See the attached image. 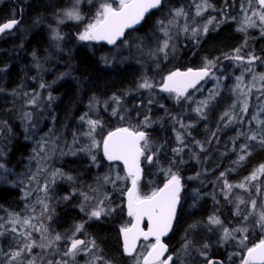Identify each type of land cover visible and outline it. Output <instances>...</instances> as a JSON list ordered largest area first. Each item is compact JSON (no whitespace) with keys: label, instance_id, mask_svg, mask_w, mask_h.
I'll list each match as a JSON object with an SVG mask.
<instances>
[{"label":"rangeland","instance_id":"374dc122","mask_svg":"<svg viewBox=\"0 0 264 264\" xmlns=\"http://www.w3.org/2000/svg\"><path fill=\"white\" fill-rule=\"evenodd\" d=\"M2 1L3 0H0V3ZM19 1L27 4L30 0H28V1L26 0V2H25V0H19ZM254 1L255 0H251V5L254 3L251 6L249 4V0H246L242 4V7H241V9H243L245 11L242 10V12H241L242 14L240 13V14H237L235 16L222 15L221 14L223 11L222 8L220 6L214 4L212 2V0L208 1L212 5V7L208 8V10L206 9L205 11H203V13H202L203 16L202 15L197 16L196 15L197 5L201 4L202 0H199V1H197V0H186L184 3H187L186 4L187 6L188 5L191 6V12H189V16H188L186 11L184 10L185 4L183 5L180 3V5H178L176 9H173L169 14H167L166 18L164 20H162V22L165 25H168V22L170 20L172 21V24L169 26L168 30L170 33L169 34L171 37L170 41H171V45H173V48L170 45L166 49L167 56H168L167 58H165L164 53L163 54L159 53L160 56H158L159 55L158 52L157 53L155 52V49H157L159 47V45L163 42L164 38L166 39V37L164 36V33L161 30L160 24L158 23V22H161L159 20L156 21L155 26L153 27L151 32L149 31L150 26L147 27V31L149 32L150 36H146V38L145 37L144 38H137L135 40L130 35L129 36L127 35V36H125V41L122 40L119 44H116V45L111 46V47L110 46L102 47L101 49H100L101 44L95 43L94 41H89V43H88V41H82L81 42L82 44L81 43L80 44L81 45H83V43L86 44L84 46H86L89 49V51L90 50L92 52L99 51V53L103 52V53H101V55L99 57L101 58L102 61H104V63L106 62L105 65H103L101 62V64L103 66L107 65L106 70L111 69L110 64L112 61L116 62L120 58L118 62L121 64L129 61L128 65L130 67H138L139 66L138 68H141V70H140L141 76H139L140 78L138 79L136 88L133 90L135 92L131 91V94H127L124 96L120 95V93H114L116 96L120 95L119 96L121 98L120 105H117L111 99V97H113L114 94H111V96H108V97H100V96H96L94 94H90V95L86 96L84 98V102H83L84 109L82 110L81 113L77 112L78 115L76 114L75 116H78V117H77V119L74 120V122H72L73 125L75 126V128H71V130L74 131V135H73V133L72 134L71 133L66 134L64 131H61L63 128H61L60 131H55V129H54L55 122H56L55 115H53L54 113L52 112L54 101H53V99L50 100L49 96L54 98L52 90L54 89L55 84L58 85L61 83V78L55 79L56 81L50 80L48 82L40 79V80H38V83L37 82L34 83V81L32 82L31 80H23V82L20 83L15 89L9 90L6 92H4V90L1 88V85H0V93H1L0 94V165H3V167L0 168V186H8V187L16 188L19 190V197L15 200H14V198L10 199L11 200L10 205L12 207H15V208H12L11 210L7 209L6 211H4L5 209L0 208V225H2V228L0 227V256H2V257H0V264H29L30 261H32V262L36 261L35 262L36 264H38V263L39 264H48V262L50 260L53 262L58 261V260H68L69 264H77V262H78V264H91L93 262H95L94 264H106V262H107V264H122L117 259L118 249L116 250V253L114 250V256H113L112 255L113 249H110L108 246L106 248L101 247V246L99 247V245L97 246L96 241H95V244H96L95 248H92L91 251L88 253L81 251L80 253H78L75 256V258H70V257L64 256V255L61 256V255H59V250L61 247L64 250V252L66 251L65 248H66L67 244L69 243L68 237H72V234L74 232L73 229H75L77 224L83 223V225H84L83 230L84 231L82 230L81 232L76 233L75 236H79V235L84 234V233H89L87 225L91 222L100 221L97 224H95V227L99 226L100 223H103L106 225H111L112 227H115L114 217L120 215L119 220H118V224H116L118 231L122 225H125L129 222V220L126 219L125 210L121 208V203H122L121 198L123 197V192L128 187L130 180H128V179L116 180L115 185H113L111 183H108V184L104 183L103 178L106 175H109L110 177L112 176L111 178L115 179L117 175H119L121 177H125L126 174L119 169V166L117 164L109 163L104 159V157L102 155V142L105 138V135L109 131V129H108L109 125H114V128H118V127L127 128L128 126H131L134 130H140L139 128H141L142 125H145V123H144L145 119L144 118L147 117V119H148V125L147 126H150L151 125V119H152V115H151L152 112H149V109L146 110L147 109L146 105L149 104L151 107L158 108L159 103L155 99H157L158 95H161V94L167 95L169 97V99L172 101L169 103V105L172 104V106H173V110H171L172 111L171 115H173L174 112L175 113L177 112L179 115H181L180 117H179V115L174 116V117H178L179 121L181 120L180 122H182L185 125V127L181 128L180 123H174V129L172 130V125L167 123L164 126V128H168L170 130V134H171L170 141H168L165 144L163 137L159 138V140H158L159 143H156L154 141H152V142L149 141L150 151H148L146 154L150 155V154H152L151 150H155V153H156L154 156L155 162L149 163L147 160L144 159V164H146V166L149 165L148 167L153 166L156 168L158 166L156 168L157 170H159V168H163L164 169V175H166L168 173L169 169H171L173 172H176L178 164L182 165L184 167L181 169L187 170L186 165H190L191 166L190 168L192 169V165L187 164V163H188V161H190V162L193 161L191 163H193L194 166L196 167V170H195L196 174H195V172H188L187 177H185L184 179L181 178L182 189H185V188L186 189L194 188L195 190L197 189L196 192H189L188 194L186 193L187 197L189 198V203L187 202L188 209H186L185 211L186 212L190 211L191 201L195 200L196 195H198V197H202L204 194V197H205V195H207V197H210V209H211L210 214L211 215H209V217L215 214L216 216H218L221 219V221L223 222V225L225 227L230 228V229L238 228V227H242V226H246L248 228V232L245 233V235L247 236V240L244 242V245H239L238 244L239 233L236 234L237 235L236 240L223 241V240H221V236H222V229L221 228L216 227V228H212V230H210V226H208V224H207L209 217L207 219H204V220L197 222V223H193L192 220H190L187 223L188 224V226L186 227L187 232L192 233L196 230H199L198 233H199L200 238L199 239H187L188 241L190 240V242H191V247L187 251H185V249L183 247L184 243H185V241H184L183 245H181L178 248L174 264H190V263H192V262L187 263V260H186L188 258V256L190 255V253L193 254V256L195 255L194 258H197L195 262H200V264H202V262H203V264H205L207 259L210 257L211 253L212 254L216 253L217 250H220L223 248H225V251H228L226 253L227 257H226V255L224 256V260L228 264H230V262H233V264H241V258L243 257V254L246 251L247 247H250V246L254 245L255 243H258L261 239H264V230L257 227V219H256V218H258L259 212L262 209H264V198H262V197H264V190H262V189H264V174L257 173L258 178L256 180H252V182H250V183L248 181H245L246 176L249 177L254 171L259 169L261 165H264V162L258 164L257 167L255 166L249 174H247L245 177H243L237 181H232L231 179L228 178L229 175H232L233 173H235V171L240 166V164L245 160L244 159L243 161H240L238 163L237 161H238V158L240 155H245V158H246L247 155H249L250 153L255 151V148L258 150V147L261 148L262 146H264L262 144L260 146V144H259L261 137H264V80L259 79V76L264 74V69H263L264 68V36H263L264 34H261L262 31H264V25L260 24L261 25L260 26L259 25V23H260L259 18L256 16H253L251 14L253 11L256 10V8H258L256 11L260 10V12H264V9H261L260 6L258 5V3H256V1L255 2ZM70 2H71V0H68V3H66L65 8L71 6L72 2L71 3ZM80 2L81 3L79 5V10L83 14L84 20L86 19L85 21L82 20L80 22H75L72 20H67V21L65 20V23H62L60 25L57 22L58 19L60 18L58 16V13H60V11L64 8L60 9V11L57 10L56 7L48 9L49 11L52 10V12H53V13L49 12L50 14H52L51 15L52 16L51 22L53 21V24H52L51 29H50L51 35H52V29H56L57 31H59V33L61 34L62 37L64 36V38L62 40H60L59 42L62 43V42L66 41V34L64 33L63 26H65L66 24H68V25L74 24L75 29L73 28V30L71 32L67 33V35H68L67 41H68V44L70 43V45H68L69 48L72 45H74V43L77 45L80 42L77 38L78 37L77 35L80 32H82L84 30V27L87 25V23H89L94 18L95 13H96L97 9L99 8L100 3L104 2V0H80ZM109 2H112V0H109ZM53 4H54V2H53ZM86 5H87V7H86ZM192 6H193V9H192ZM194 8H196V10H194ZM247 8H250V9L248 10ZM177 9H183V11L185 12V15L174 18L173 13ZM216 9H218V10H216ZM219 9H221V11ZM208 11L210 12V15H209ZM211 11H215V12H211ZM216 11H217V13H216ZM248 15H249V17L252 18V20L255 21L256 26L255 27H248L249 29L247 28L245 31H242L243 32L242 43H240L241 45L238 46L237 48H239L240 50L242 49L239 54L245 58L243 62L236 61V60L230 58V57L236 55L235 50L237 48H235V50L230 51L229 53H226L227 56L224 54L223 56L221 55V56H218V57H215L212 59H207V60L204 59L203 60L204 63L208 60L212 61L213 67L211 68V73H210L209 77H207L206 80H204L205 82L203 81L202 84H200L197 88H195V89H198L197 90L198 92L195 89L191 90V91L188 90V94L186 93V95L191 96V99H185L184 100L182 98L178 102L177 99L175 98V94L163 92L160 90L161 86H162L163 78L165 76H167L169 73L177 71V70L180 71L182 69L183 70L187 69L186 67L185 68L184 67L183 68L178 67L177 69H174L175 64L169 63L170 61H172V58H175L176 55L177 56L179 55V50L181 51V48H179V46L177 45L178 42L183 41L182 42L183 45L184 44L186 45L187 43L190 44V42H192V41H199L200 37L209 31V28L210 29H216L221 24L228 22V21H232V20L233 21L236 20V23L241 22L240 24L237 23V25L239 24L238 28L241 29L243 23L245 22V17ZM193 16H195V17H193ZM243 16H244V18H243ZM188 17L190 19L193 17L192 18L193 20H189ZM231 17H232V19H229ZM233 17H235L236 19ZM210 18L211 19L213 18L212 19L213 20L212 25L214 24V21H215L216 25L212 26L211 24H208V31L204 32L203 26L205 24H207V22ZM204 19H205V21H204ZM222 19H224V20H222ZM196 21H197V23L200 21L201 22L198 23V25H197ZM82 23H84V24H82ZM185 26L189 27L188 28L189 31L187 32L188 34L183 31ZM195 27L198 31V35L193 37L191 29L195 28ZM256 27H257V30H256ZM78 30H80V31H78ZM199 32L202 35H200ZM184 34H187L188 36L184 35ZM185 36L187 37V39H185ZM183 37H184V39H183ZM192 37H193V39H192ZM152 39H154V40H152ZM130 40H132L133 42ZM53 42H55V41H53ZM156 42H158V43H156ZM136 43H138V44H136ZM243 43H244V45H243ZM169 44H170V42H169ZM64 45L65 44H62L61 48ZM126 45H128V46H126ZM136 45H137V47H136ZM142 45H144L145 47ZM110 48H113V49H110ZM115 48L117 49L116 52H114ZM107 49H108V51H107ZM254 49H255L256 53L253 55L252 51ZM126 50H128V51H126ZM129 50H131V51H129ZM135 50L138 51L139 53L136 52ZM150 50L151 51L153 50L152 53H155V54L153 55ZM146 52H148V54H146ZM141 53L143 54L142 55L143 57L141 56ZM71 54H72V52H71ZM169 55H170V57H169ZM250 55L255 56V57H259L260 59H258V60H260V61L256 60L253 64L249 65L247 63V59ZM150 56L152 58H150ZM130 59L132 61H130ZM151 59H152V61H151ZM123 61H125V62H123ZM136 61H137V63H136ZM161 61H166V62H161ZM138 62H140V63L138 64ZM151 62H154V63H151ZM223 62H225L226 65L223 64ZM204 63L202 65V67H204V65H205ZM136 65H138V66H136ZM145 65H146V67H145ZM219 65L221 68L219 67ZM154 66H155V68H154ZM142 67H143V69H142ZM158 67L160 68V70L158 73H155L156 72L155 70ZM237 67L239 70L237 69ZM169 68H170V70L167 71ZM248 68H251L252 70L248 71L247 70ZM146 71H148V72H146ZM142 72H143V74H142ZM36 73H37V76L41 77V74H42L41 70H37ZM147 75H149V76H147ZM154 75H155V77H154ZM66 76H69V75H66ZM241 76H243V80L241 82H239L240 88L243 89V91L246 93V95H241L240 91H238V90L234 91V89H236V85L238 83L237 77H241ZM40 77H38V78H40ZM254 77H257V78L254 79ZM145 78H147L150 82H152L154 84V88L143 89V90L141 89V91H140V88H138L137 86H138L139 82L141 83ZM59 80H60V82H59ZM41 82L43 84H45L46 87L41 88L40 87V84H42ZM225 84L228 86L229 91L233 94V99H234V102H233V104H231V107L229 106L225 110V113L227 112V113H229L230 117H233L232 121L230 122V126H229L230 128L228 129V131H230L229 133H230L231 137L232 136L233 137H236V136L239 137L238 143H237L238 145L237 144H229L228 143L229 137H227V138H225L226 140L225 139L223 140V143H224L223 145L219 144L218 150L210 153V148H209V150L205 152V149L207 148V143L210 142V140L212 138H215V141L217 143L220 142V134L217 133V135L214 137L210 136L209 135L210 134V124L207 125V128H209L208 132H207L208 133L207 136L210 137V139L207 138V136H205L204 138H194L191 136V134H192L191 131L193 129H195V127L197 126L196 124H198L201 121L200 118L202 120L207 119V121H208L207 123H209V119H208L209 116L208 115H210V114L208 112H210V110H209L211 108L210 104L212 103V100H213L212 98L214 97V96H212V98L209 99V96H211V94L213 92L216 94L218 91L222 90L225 87ZM210 86H212V87H210ZM260 86H261V89H260ZM21 89H23V90H21ZM1 90H3V91L1 92ZM137 90H139V91H137ZM204 90H205V92H204ZM4 93H6V94H4ZM249 94L251 96H249ZM202 96H203L204 100H206L204 98L205 96L207 99H209V102H208L209 105L207 104L206 108L204 107L203 114L199 115L194 111V109H196L198 107L200 101H203ZM34 97H35V101H36L35 104L29 103V101L32 100ZM250 98H252V99H250ZM150 99L152 101L151 103H149ZM195 100H197L198 102L197 101L195 102ZM187 101H189V102H187ZM245 101L247 102L248 108H247L246 112H243V111H241V107ZM51 102H53V103H51ZM17 104H18V106H17ZM24 104L27 106H25ZM48 104H50V105H48ZM143 104L145 105L146 109H140L139 108ZM234 104H235V107H233ZM20 105H22V106H20ZM45 105H46V107H45ZM257 106H258V108H257ZM261 106L263 109L261 108ZM8 108H10V109H8ZM114 108L117 109V115L112 114ZM192 108H193V110H192ZM35 109H36V111H33ZM41 109H42V111H41ZM175 109H176V111H175ZM187 109L190 111V113H188ZM88 110H90V111L92 110L91 111L92 113ZM183 110H185L187 114L185 113V111L182 112ZM204 111L207 112V116H206ZM11 112H12V114H11ZM34 112H36V113H34ZM231 112H233V113H231ZM37 113H39V114H37ZM88 113H90V114H88ZM21 114H22V116H21ZM85 114H87L86 119L99 120L101 122L93 134L95 137V140H96V147H92V138L90 136L86 135V133L89 131V126L87 125L85 120H81V117L85 116ZM182 114H184V115H182ZM237 114H238V117H237ZM262 116H263V118H262ZM28 117H30V118H28ZM51 117H52V119H51ZM21 118L23 120H21ZM216 118L217 119L219 118L218 114H216ZM4 119H5V122H4ZM185 119H187V120H185ZM236 119H237V121H236ZM63 120H65V119H63ZM66 120L63 122H66ZM80 120H81V122H80ZM12 122H14V123H12ZM26 122H27V124H26ZM66 124H68V123H66ZM66 124L65 123L63 124L62 122L60 123V125L62 127H64ZM68 125H66V126H68ZM193 126H195V127H193ZM232 126H233V128L231 129ZM258 127H260V128H258ZM105 129L108 131H106ZM261 129H263V130H261ZM48 130H49V132H47ZM142 130H144V129H142ZM255 130H257L256 133H255ZM4 131H6V132H4ZM102 131L105 132V135ZM28 132L30 133V135ZM177 132H179L183 136V145H181L176 139ZM3 133H4V135H3ZM160 133L161 132L158 131L156 136L158 135V137H161L162 135H159ZM46 134H47V136H46ZM253 134L258 136L257 139L256 140H249L248 137L253 135ZM17 135H20L19 138L21 139L22 143L23 142L27 143V145H26L27 148L25 147V157L22 159L21 153H20L17 157L10 159L9 158L10 152L13 148L14 140L17 137ZM147 135H148V133H147ZM48 136H49V140H48ZM51 138H53V139H51ZM148 138H149V135H148ZM206 138H207V140H206ZM30 139L32 140V142ZM65 139L67 140V142ZM52 140H53V142H52ZM70 140H72V141H70ZM160 141H161L162 145H161ZM172 141L174 143L170 144V142L172 143ZM68 143L69 144L71 143V144L69 145ZM209 144L210 143H208V145ZM226 144H228V145H226ZM47 145H49V146H47ZM68 145L70 146V148ZM99 145H100V147H99ZM171 145L173 147H171ZM244 145H247L246 150L242 147ZM72 146H74V147H72ZM200 146H201V148H200ZM66 147H68V148H66ZM180 147H183V151L177 155L173 151V149H177ZM78 148H80V149H78ZM51 149H53L52 152H51ZM220 149H221V152H220ZM46 150H48L50 155L48 152H46ZM161 150H163V151H161ZM85 151H86L85 156L87 158L86 159L87 160V162H86L87 166H85V165L81 166L80 172L75 174V175H78V176L86 175V177L85 176L79 177L78 181H77V177H75L74 173L66 172L65 171L66 169H63V167H61V165H63V163L66 162L65 160H69V158H71V159H78L79 158L80 159L81 157H85L84 156ZM201 151L202 152L204 151L205 153L204 152L202 153ZM183 152H185V153L183 154ZM62 153H63V155H62ZM59 154H61V156ZM87 154H90V155H87ZM165 154L168 156H166ZM193 154H194V157H193ZM58 155L61 158H59ZM93 155L96 157V160L93 162L94 166L97 165L95 167H93L92 162H90V161H93V159H92ZM187 155H188V157H186ZM204 155H205L206 159H205ZM161 156H162V158L165 157V160H166L165 162L164 161L159 162ZM169 156H170V158H169ZM100 157L102 158V160H104V165H102L103 163L100 162V160H99ZM25 159H27V160H25ZM58 159H60V160H58ZM191 159H193V160H191ZM55 162H56V164H54ZM194 162H196V163H194ZM208 162H210V167L213 165H214V167L209 169L206 166ZM198 163H199V167H197ZM228 163L232 166H230ZM28 164H30V165H28ZM109 164H111V165H109ZM25 165H27V166H25ZM22 166L24 168H22ZM99 166H101V170L97 171V167H99ZM55 167H57L58 169ZM86 167H90V168H86ZM91 168H92L91 173H89L88 169H91ZM51 169H53V170H51ZM56 170L60 173L65 174V175L68 173L69 175L68 174L66 176L65 175H63V176L58 175V176L54 177V179L52 181V178H53L52 174L54 171L57 172ZM233 170H234V172H233ZM222 172L225 173L224 177L220 176V174ZM151 173H152V169H151L150 174ZM180 173H182L181 170L179 171L178 174H180ZM44 175L46 178L44 177ZM48 176L52 177V178H49ZM69 176L72 177L71 180L67 179V177H69ZM74 178H75V180H74ZM42 179L44 182L42 181ZM84 179H85V181H84ZM74 181H76V182H74ZM146 181L150 186L151 185L150 182H152V179H149V177H148ZM243 181L246 184V187L244 189H241L238 187H233L231 192L227 193V198H226V190L224 189L225 182H227L228 184H231V185H238V184L242 183ZM183 182H184V184H183ZM49 183H50V185H49ZM67 183H71L70 184L71 187L68 186ZM74 183L87 184V185L84 187L74 189V187H72V185H74ZM194 183H196V184H194ZM91 184H92V186H91ZM250 184H251V186H250ZM94 185L96 188L93 187ZM45 188H46V190H45ZM51 188H53L54 190L58 189V190H62V191L60 193H55V192L53 193V190ZM92 188L94 189V191L96 190L97 192L96 191L94 192ZM198 189H202V191L201 190L199 191ZM139 190H140V192H144V189H142L141 184L139 185ZM250 192H252L253 195ZM259 192H261V193H259ZM81 193H87L90 197H94V199L89 201V203L94 205V206L96 203L99 202V200L104 199L106 196L107 200L105 201V203L107 204V206L109 208L114 209V211H112L110 215L102 216L99 220H97L95 218L89 219V216L86 214V212L82 211L84 213L83 218L77 220L76 222L74 221L73 223H71L70 226L66 227V230L60 229V228L56 229V227L53 223L54 222L53 221V218H54L53 211L54 212L56 211L57 204L60 206V208H62V205H65L67 207L71 206L72 204L70 202H67V201H69L68 199L72 195L76 194V195H80V197L83 200V201L78 202V206L81 208L82 203H84V199H83V196L81 195ZM91 193H93V194H91ZM198 193L200 194V196ZM65 194H67V195H65ZM253 196H255V197H253ZM257 196H258V198H257ZM65 197H68V199L66 200ZM238 198L243 199L244 203L240 204V206H239V213L240 214L234 215V213L237 212V210H238L237 209V204L239 202ZM256 198L258 199L256 206L260 207L261 210L258 209L257 207H255V209H253V207H252L251 202L253 200L257 201ZM63 199L65 202L63 201ZM62 201H63V203H62ZM90 204H89L88 211H91V208H92L90 206ZM258 204H260V206ZM45 206H46V208H45ZM249 213H251V215H249ZM246 215L249 216L247 221L244 220V216H246ZM16 218H19V220L21 222L24 219H29L30 223L32 225H34L36 228H40L41 226H43L44 228H47L48 231H47L46 235H47V237L49 236L48 239L54 238L57 234H60L61 236H63L64 239H62L61 241H57L55 248H53V247H46V248L40 247L41 244L46 245L47 240L42 239V234L40 232L34 231L31 227L24 226L22 223H16L15 225H13L10 221L12 219H16ZM230 223H231V225H230ZM191 226H194V227H191ZM13 227H15L17 229L16 232H13L11 230ZM68 229H70L71 231ZM3 230H4V232H3ZM11 231L13 233H15V235H17L16 236L17 238L15 237V240L19 239V242H16L13 246L7 245L9 243V241H7L6 243L3 242V240L1 241L2 238L7 236V233H5V232H10V233H8V236H10L11 238H14V235H11V234H13ZM21 232H25V233L31 232L32 240L33 241L35 240L34 242H35L36 246H34L31 249L30 253L28 251H24L21 253V255L16 260H9V257L11 256V253L13 251L19 250L23 246V244L28 242L24 239V236L20 235ZM184 238H185V236H184ZM201 238H203V239H201ZM90 240H93V238L90 236H87V241H90ZM38 243H39V245H38ZM205 243L208 244L209 247L207 249H204V252H206V255H201V249ZM16 244H18V245H16ZM5 245H7V246H5ZM192 248H196L195 251L196 250L197 251L191 252ZM12 249H15V250H12ZM42 251H44V252L41 253ZM49 252H51V253H49ZM137 252H144V251L139 249ZM3 253L4 254L6 253V254L4 255ZM35 255H38V256H35ZM29 256H30V258H29ZM39 256H41V257H39ZM97 257H99V259H97ZM199 257H203L201 260L202 262L198 259ZM38 258H39V260H38ZM129 258L130 259L126 260V264H134L133 258L132 257H129ZM6 259H7V261H6ZM41 259H42V261H41ZM17 260H18V262H17Z\"/></svg>","mask_w":264,"mask_h":264},{"label":"trees","instance_id":"16d2710c","mask_svg":"<svg viewBox=\"0 0 264 264\" xmlns=\"http://www.w3.org/2000/svg\"><path fill=\"white\" fill-rule=\"evenodd\" d=\"M12 1L13 0H3L0 3V21L6 20V19H12L13 17L16 18L20 14L21 11H22V19H21L20 23L17 25L16 29H13L14 31L12 30V31H10V33L7 32V33H4L0 36V85H1V88H3L4 92H6L9 90L15 89L20 83L23 82V80H31V81H34V83H36L40 79L48 82L49 80L57 79V76H58V78H61V83L56 85L54 87V89L52 90L53 95H54L53 113H55V119H56L55 127H54L55 131H60L61 128H63L61 131H64L66 134L74 133V131L71 130V128H75V126L73 125L72 122H74V120L78 117L75 115L76 114L78 115V113H81L82 110L84 109L83 102H84V98L86 96H88L90 94H94V95L100 96V97H108L114 93H120L122 96H124V95L129 94L130 91H133L136 88V85H137L136 83L138 82V79H139L138 76H140L141 71H140V68H138V67H130L128 65L129 61L126 63H122V65L119 62L115 63V61H112L111 62V69L106 70L107 65L103 66V65H105V63L99 57L100 54L103 52L99 53V51H94L93 52L94 54H92V51L89 52V49L86 46L81 45V44H77V46L72 45L73 48H72V46L69 48L68 41H67V38H68L67 33L71 32L73 30L74 26H72V24H69V25L66 24L63 27L64 33L66 34V41L65 42H62V43L59 41L58 42H52L53 40L50 39L51 38V36H50L51 31L48 30V28L51 29V26L53 24V21L51 22L52 18H50V17H52L50 14L52 12L47 10V9H51L52 7H56L57 10H60V9H62V7L64 8L66 6V3L68 0L67 1L66 0H36V1L30 0L27 4L20 2V1L19 2L17 1L16 5H15L14 1L13 2ZM177 1L178 0H164L162 5L159 7V9L152 11L148 16H146L144 22L139 27H137L134 30L127 32L126 36L130 35L133 39L144 38L145 36H148L149 32L147 31V27L150 26L149 31L151 32V30L155 26L156 21L164 20L166 18L167 14H169L173 9H176L177 6L180 5L179 3H181L184 0H179L178 2ZM242 1H244V0H234V1L233 0H230V1L229 0H224V1L223 0H212V2L214 4H216L222 8L223 11L221 14L222 15H228V16H232V14H234V13L237 15L238 13L240 14L242 12L241 7H242V4L244 3ZM53 2H54V4H53ZM17 4L21 5L23 7L22 10H19V6ZM181 4L184 5L183 2ZM8 5L11 7H9ZM185 9H186L187 15H189V12H191V6H187L185 4ZM228 12H229V14H228ZM38 13H40V14L38 15ZM46 13H48V14H46ZM233 16H235V15H233ZM35 21H37V22H35ZM29 22H30V24H29ZM44 25L46 26V28ZM232 25H233V28H232ZM236 25H237V23L235 21H233V20L228 21V22L223 23L222 25H220L216 29H212V30L209 29V31L206 34H204L203 36L200 37L199 41H192V42H190V44L187 43L184 46L182 44L183 41L178 42L177 45L179 46V48H181V51L179 50L180 54L177 57L172 58L173 63L171 61L169 63L175 64L174 69H177L178 67L196 68V67H202V65L204 63L202 60H204V59H212L213 57L215 58V57L224 55L227 52L229 53V50L232 51L235 48H237V46L241 45L240 41L242 42V39H243V32L241 33V30L238 28V25L237 26ZM19 28H21L20 31H19ZM44 28H45V30H44ZM22 29H23V31H22ZM20 32H21V34H20ZM133 32L135 35L133 34ZM22 36H24V37H22ZM185 39H187V38H185ZM122 40H125V37ZM210 41H212V43ZM19 42H21V43H19ZM51 42H52V44H51ZM120 42H121V40L116 44H119ZM57 44L59 45L58 47H56ZM62 44H65V45L61 48ZM15 45L19 49H17ZM102 47H108V46L105 44H101L100 49ZM53 48L55 51L53 50ZM68 48H69V51H68ZM225 49H226V51H225ZM60 50L62 52H60ZM70 50L72 52V55H71ZM8 51H10V52H8ZM58 52H60V53H58ZM27 53H29V54H27ZM31 53L34 55H32ZM83 53H85V54H83ZM252 53H253V55L256 53L255 49L252 51ZM27 55H29V56H27ZM57 55H60V56H57ZM32 56L35 58H33ZM30 57L33 59H31ZM48 57H50V58L48 59ZM98 58H100V59H98ZM46 59H48V60H46ZM180 59L183 61H181ZM190 59H192V60H190ZM12 60H13V62H12ZM44 60H45V62H44ZM5 61H8V62H5ZM30 61H32V62H30ZM55 62L58 64H56ZM78 62H80V63L82 62V63L80 64ZM101 62L103 65L101 64ZM74 63H75V65H73ZM30 64L33 68V69L31 68V70L29 68V67H31ZM32 64H35V65H32ZM37 64L40 65L39 68L37 67ZM176 64L178 66H176ZM41 66H43V67H41ZM62 66L64 67L63 69H62ZM99 66H101V67H99ZM73 67L75 68V70ZM34 68L35 69L38 68L39 70H42L43 75L41 74L40 78H38L37 73H36V71L38 69L35 70ZM1 69H3L4 72ZM113 69H115V70H113ZM22 71L23 72L25 71V72L22 73ZM49 71L50 72L52 71V72L49 73ZM20 72H21V74H20ZM158 72H159V70L157 68V71L155 73H158ZM65 74L66 75L70 74V75L66 76ZM35 79H36V81H35ZM3 90H1V92ZM126 91H128V92H126ZM110 92H111V94H110ZM123 92H124V94H123ZM4 94H6V93H4ZM226 96H228L229 98H227ZM215 98H217V99H215ZM212 99L213 100H212L211 106H213V107L210 108V109H212V111L210 110L211 113L209 116L210 122L207 123L206 122L207 119H203L195 127L197 129H193L191 131L192 137L201 138L203 136H206L207 132H205L204 129H206L207 125L210 124V129L213 131L212 132L210 130V136L214 137L217 135V133L220 134V142L219 143H217L215 141V138H212L210 140L209 145L207 143V148L205 149V152L208 151L210 148V153L218 150L219 144L223 145L224 143L222 141L227 137H229V141H228L229 144H237L238 143V137L232 138L231 135H229L228 129L230 126V122H229L228 117H230V116H228V117L225 116L226 117L225 119L223 118L226 108L231 106V104H233V102H234L233 94L229 91L228 86L225 84V87L222 90L218 91L214 95V98H212ZM155 100H157L159 102L158 109L151 107L150 105H146L147 106V109H146L144 104L139 107L140 109H146V110L149 109V112H152V114H151L152 115L151 125L150 126L142 125L141 128H139V129H141V130L144 129V131L148 133L150 142L154 141L156 143H159V141H158L159 138L163 137V140L165 141V144H166L168 141H170L171 134H170V130L168 128H164V126L166 125V123H169L172 125V130H173L174 129V122L172 120V117L178 116L179 114L177 112L174 113L173 115L170 114V113H172L171 110H173V106H172V104H170L171 106L168 105L172 101L169 99V97L167 95H164V94L158 95L157 99H155ZM214 101H216V102H214ZM229 102H230V104H228ZM213 103L215 105L217 103L218 104H217V106H214ZM60 104H61V106H60ZM220 106L222 107L223 110H221ZM216 107H218V108H216ZM163 108L165 109V111ZM217 109H219V112ZM216 114L219 115L218 119L216 118ZM59 116H61V118ZM164 116H166V117H164ZM163 117H164V119H163ZM63 119H67L68 121L63 122V121H65ZM232 119H233V117H232ZM171 120H172V122H171ZM221 121H223V123ZM61 122L63 124L68 123L69 125L66 124L68 126L65 125L64 127H62L60 125ZM217 123H218V125H217ZM224 123H226L227 126ZM219 124H220L221 128L219 127ZM158 125H159V127H158ZM198 125H199V127H198ZM202 126H204L205 128ZM211 126L213 127V129ZM112 128H114V125H109L108 129L110 130ZM222 130H223V132H222ZM158 131L161 132L159 134V135H162L161 137H158V135L156 136ZM207 131H208V128H207ZM19 137H20V135H17V137L14 140L13 148L10 152V157H9L10 159L17 157L20 153H21L22 159H23V157H25V146L27 145V143L26 142L22 143L21 139ZM160 143H161V141H160ZM170 144H173V141H172V143L170 142ZM161 151H163V150H161ZM169 158H170V156H169ZM86 159H87L86 157H82L80 159L69 158V160H65L66 162H64L63 165H61V167H63V169H67V170H65L66 172H71V173H74V175H75V174L80 172L81 166H84V165L87 166V164H86L87 160ZM101 159L102 158H99L100 162L103 163L102 165H104V160H101ZM77 160H79L80 163ZM160 160H162L160 162L166 161L165 157L162 158V156L160 157ZM262 161H264V146L261 148H258V150L256 149L255 151H253L252 153L247 155V157L244 160L245 163L242 162L240 164L241 166H239L237 168L235 173H233L232 175H229L228 178L231 179L232 181H237V180L245 177L247 174H249L251 172V170L255 167L254 164H256V166H257ZM90 162L93 163V161H90ZM187 164H191L192 169L190 168L191 167L190 165H186L188 171L181 169V168H184L182 165L178 164V166H177L176 173H179V171L181 170L182 173H180V174H181L182 179L187 177L188 172H195V170H196V167L194 166L193 163L188 161ZM93 167H95L94 164H93ZM99 167H101V166H99ZM207 167L209 169H211L214 167V165L210 167V162H208ZM249 167H250V170H249ZM86 168H90V167H86ZM153 168H154L153 166L148 167L145 165V167H144L145 181H144V183H142L143 187H145L148 184L146 181L148 177H149V179H152V182H150V184H157V185L162 184L168 178L167 174L164 175V169H163V171H156L157 173L152 172L150 175L151 169H153ZM91 170H92V168L90 170L88 169V172L91 173ZM157 174H159V175H157ZM75 176H77L78 178L80 177L78 175H75ZM84 176H86V175H84ZM18 197H19V190L18 189L8 187V186H0V208L5 209L4 211H6L7 209L11 210L12 208H15V207H12L10 205V201H11L10 199L14 198V200H15ZM182 206L183 207L186 206V203L183 202ZM205 206L206 205L201 206L202 207L201 211L205 210ZM64 208L65 207L63 206L60 209V211H62ZM64 214H67V216H68L69 212L63 211V213L60 215V219H58L56 222H60V220L62 218L66 219L67 216L63 217ZM118 220H119L118 218L114 217L115 227H112L111 225H106V224L100 223L99 226L89 227V228L92 231V233H94L96 235L97 238L98 237L100 238L99 241L102 242L101 245H103L104 248H106L108 246L110 249H113V252H112L113 255H114V250L116 253V250L118 249V253H117L118 261L124 262L126 260H124V257L122 256V254L120 252V249L118 247H116L117 241H118L116 224H118ZM190 220L191 219L187 220L186 218H183L180 220L179 223L175 224L174 232L172 233V236L170 237L171 242L175 241V239L178 235V231L181 230L180 228H182L184 225H186ZM197 220H199V219H196L192 222L194 223ZM70 224L71 223L68 222L67 226H69ZM94 225H92V226H94ZM187 226L188 225H186L185 228ZM5 233H7V236L2 238L1 241L3 240V242H5V243L7 241H9V243L7 245L13 246L16 242H19V239H18V241L15 240V236H17V235H15V233L12 232L15 235L14 238H11L10 236H8V233H10V232H5ZM7 245H5V246H7ZM194 251H195V248H192L191 252H194ZM225 253H226L225 248H223V249L218 250L215 253V255L219 256V258L221 260H224V256L226 255ZM231 263L233 264V262H231Z\"/></svg>","mask_w":264,"mask_h":264},{"label":"snow or ice","instance_id":"6c2138e0","mask_svg":"<svg viewBox=\"0 0 264 264\" xmlns=\"http://www.w3.org/2000/svg\"><path fill=\"white\" fill-rule=\"evenodd\" d=\"M251 3V0H249ZM256 3L260 6L261 9H264V0H256ZM162 4V0H104V2L100 3L99 8L97 9L94 18L87 23L84 27V30L78 34L79 41H106L110 45L116 44L117 40H119L122 36H124L125 29L132 28L134 25L139 24L141 20L144 19L145 13H147L150 9L158 8ZM80 0H72L71 6L66 7L60 11L58 16V24L64 23L65 20H72L76 22H80L84 20V16L79 10ZM115 5V6H114ZM212 5L208 2V0H202L201 4L197 5V13L196 15H202L203 11L208 8H211ZM185 15L183 9H177L173 13V17H180ZM253 16L259 18L260 24L264 25V12L253 11ZM213 22L212 19H209L207 24L203 26V31H208V24ZM18 23L17 20L13 19L8 23H4L0 25V33H4L5 30L12 29ZM160 24L161 30L164 33L166 39L159 45V47L155 50L158 53H164L165 58H167L166 49L169 47V41L171 39L169 35V26L172 24L170 20L168 25H165L162 21L158 22ZM256 23L252 20L251 17L246 16L245 22L241 27V31H245L248 27H255ZM184 32H188L189 29L187 26L183 29ZM191 32L193 37L198 34L196 28H192ZM264 34V31H262ZM51 39L53 41H60L63 39L59 31L56 29H52ZM59 45L57 44V47ZM240 49L237 48L235 50L236 55L230 57L236 61H244V57L241 56ZM153 55L155 53H152ZM227 58V57H226ZM260 59L259 57L249 56L247 59V63L249 65L253 64L256 60ZM213 66V62L208 60L205 62V65L202 69L198 71H194L192 69H188L185 72L174 71L169 73L167 76L163 78L161 91L175 94V98L179 102L180 99H190V96H187L189 88H196L197 84L200 81L204 80L205 77H209L211 73V68ZM37 67H40L37 64ZM251 71V68L247 69ZM257 77H254L256 79ZM260 80H264V74L259 76ZM243 80V76L237 77V85L235 90H239L241 95H246L243 89L240 88V83ZM41 88L46 87L45 84L40 85ZM138 88L140 89H152L154 88V84L150 82L147 78H145L141 83L138 84ZM215 93H212L209 99L214 96ZM49 99H54L49 96ZM111 99L117 104L120 105L121 98L116 96L115 94ZM209 99L203 100L199 102V105L194 111L202 115L204 107L207 106ZM35 97L29 101L31 104H35ZM151 99L149 103H151ZM235 107V105H233ZM248 108L247 102L245 101L241 107V111L246 112ZM113 115H117V109H113ZM228 116L229 114L226 112L224 114ZM87 114L81 117V120H85L87 125L89 126V131L86 135L92 138V147H96V140L94 137V132L96 128L100 125L99 120L86 119ZM30 118V117H29ZM174 123H180V127L184 128L185 125L179 121L177 117H172ZM232 121V117H229V122ZM145 126L148 125V119L145 117ZM177 141L183 145V136L177 132L176 135ZM249 140H256L257 135L253 134L248 137ZM260 143L264 145V137H261ZM245 150L247 145L242 146ZM90 151V150H89ZM150 151L149 148V138L146 132L129 129V128H117L114 132H109L107 137L103 140V153L104 157L108 161H122L124 164V170L126 172L125 177H121L119 175L116 176L115 179H112L110 176L106 175L103 180L104 183H111L115 185L116 180L128 179L131 181V187L127 190V215L132 218V220L122 225L119 229L120 235L122 237V247L125 255L132 257L134 264H172L173 256L168 255L165 257V253L167 252V246L162 242V237L166 236L169 231H171L173 227V221L176 217L177 205L180 201V192L182 188L181 177L176 172H172L171 169L168 170L167 180L164 183L162 188H158L153 190L150 194L142 195L139 190V181L141 178V158L143 157L149 163H154L155 150H151L152 154H146ZM173 151L178 155L183 151V147L173 149ZM93 161L96 160V157L92 156ZM245 159V155H240L237 162L243 161ZM3 165H0L2 168ZM257 173L264 174V165H261L259 169L254 171L249 177H246V181L251 182L252 180H256L258 178ZM53 177L63 176V173L54 172ZM225 173H221L220 176L224 177ZM68 180H71L72 177H67ZM233 187H238L244 189L246 184L244 182L238 185H231L225 182L224 189L226 190V198L227 193L231 192ZM46 190V188H45ZM84 199V203L81 205V211L86 212L89 216V219H97L99 220L102 216L110 215L114 209H111L107 206L105 201L107 197L99 200L98 203L95 204L94 207L91 208V211H88L89 201L94 199V197H90L87 193H81ZM68 199V197H65ZM237 204V212L234 215H239V206L243 204V199L238 198ZM252 207L255 209L256 201L253 200ZM46 208V206H45ZM251 215V213H249ZM249 218L248 215L244 216V220L247 221ZM147 222L146 230L141 227V222ZM13 225L16 223H22L24 226L31 227L34 231L40 232L42 234V239L47 240V244H41L40 247H56V242L64 239L63 236L57 234L54 238L48 239L46 233L47 228L41 226L40 228H36L34 225L30 223L29 219H24L22 222L19 218L12 219L10 221ZM208 226H210V230L212 228L219 227L222 229L221 240L229 241L236 240L237 233H239L238 244L244 245V242L247 240V236L245 233L248 232V228L246 226L238 227L230 229L223 225L221 219L215 214L210 216L207 221ZM2 227V225H0ZM194 227V226H191ZM257 227L264 230V209L259 212L257 218ZM83 223L76 225L72 237H68L69 245L67 250L63 253L64 256L75 258V256L81 251L88 253L92 248L96 247L95 241L90 240H82L78 238H74L76 233H79L83 230ZM13 232H16L17 229L13 227L11 229ZM20 235L24 236V239L28 241L23 244V246L16 251L11 253L9 260H16L22 252L28 251L31 252V249L36 246L35 242L32 240L31 232H21ZM151 239L154 240V243L150 242L146 245H141L140 247L145 248V252H137L138 242L143 239L144 241H149ZM191 247V242L187 239L184 243V249L187 251ZM208 244H204L201 249V255H206L204 249H207ZM99 259V257H97ZM29 264H34V262L30 261ZM48 264H69L68 260H58V261H49ZM94 264V262H93ZM107 264V262H106ZM208 264H212V261H208ZM241 264H264V239H261L259 243L254 244L252 247H247L245 255L241 258Z\"/></svg>","mask_w":264,"mask_h":264},{"label":"flooded vegetation","instance_id":"af4514ba","mask_svg":"<svg viewBox=\"0 0 264 264\" xmlns=\"http://www.w3.org/2000/svg\"><path fill=\"white\" fill-rule=\"evenodd\" d=\"M264 162V161H263ZM263 162H261V163H263ZM153 171L152 172H156V171H163V168L162 169H159V170H157L156 168H153L152 169ZM155 185V184H154ZM154 185L153 184H151L150 186H149V184H147L146 185V188H145V190H144V192H140L142 195H147V194H150L155 188H154ZM163 185V184H162ZM74 188H80V187H84V186H86V185H79V184H74V185H72ZM155 187H157L156 189H158L159 187H160V184H158V185H155ZM150 188V189H149ZM126 190V189H125ZM192 190H193V188H192ZM199 191L201 190L202 191V189H198ZM55 193H60L62 190H58V189H55V190H53ZM189 192H195L194 190L193 191H189V189H183V191H182V194L180 195V199H181V203H183V202H185L186 203V206H182L181 205V207L180 208H178V211H177V219H176V224L177 223H179L180 222V220L181 219H183V218H186L187 220H189V219H191L192 221H194V220H196V219H199V220H197L196 222H194V223H197V222H200V221H202V220H204V219H207L208 217H209V215H210V197L208 198L207 197V195H205V197H204V194H203V196L202 197H196L195 198V200H193V201H191L192 203H191V207H190V211L189 212H186L185 210L186 209H188V204H187V202H189V198L187 197V194L189 193ZM187 193V194H186ZM65 195H67V194H65ZM196 195V194H195ZM73 196V197H72ZM68 200L69 201H67V202H70L72 205L71 206H65V205H62V207L64 206L65 208L62 210V211H60V206L57 204V207H56V211L54 212L53 211V213H54V218H53V223H54V225H55V227H56V229L57 228H60V229H65L66 230V227H68L67 226V224H68V221H69V223H73L74 221L76 222L77 220H79V219H81V218H83V216H84V213L81 211V208L78 206V202L79 201H82V198L80 197V195H76V194H74V195H72ZM124 196H125V191L123 192V197L121 198V201H122V203H121V208L122 209H124L125 210V213H126V219L127 220H129V222L132 220V218L131 217H129L128 215H127V211H126V209H125V198H124ZM76 205V206H75ZM202 205H206L205 206V210L204 211H201V209H202ZM63 211H67V212H69V214H68V216H67V214H64L63 215V217H66V219H61L60 220V222H56L58 219H60V215L63 213ZM119 217H120V215H118V216H116V218H118L119 219ZM69 219V220H68ZM71 219H72V221L73 222H71ZM98 222H100V221H96V222H91V223H89L87 226H88V230H89V233H84V234H81V235H79V236H75L74 238H82V239H84V240H86L87 241V236H90V237H93V240L94 241H96L97 242V244L98 245H100L101 247H103V245H101L102 244V242L101 241H99L100 240V238L98 237H96V235L94 234V233H92V231L90 230V228L89 227H95V225L94 224H97ZM128 222V223H129ZM71 225V224H70ZM69 225V226H70ZM92 225H94V226H92ZM186 225H188V224H186ZM186 225H184L182 228H181V230H179L178 231V235H177V237H176V239H175V241H172L171 242V240H170V237L172 236V233L174 232V227H173V230L171 231V233L166 237V238H163V241L166 243V244H168V252L165 254V257H167L168 255H172L173 256V262H172V264H174L175 263V259H176V253H177V251H178V248L181 246V244H183L184 243V241H185V239H189V237H190V239H199L200 238V236H199V230H196V231H194V232H192V233H190V232H187V230H186V228H185V226ZM175 226V225H174ZM142 227L144 228V229H146V227H147V222H144L143 224H142ZM117 231V236H118V241H117V245H116V247H118L119 249H120V252H121V254H122V256L124 257V260H127V259H129V256H126L124 253H123V248H122V241H121V235H120V231H118V229L116 230ZM186 231V232H185ZM196 232H197V234H196ZM90 234V235H89ZM184 236H185V238H184ZM182 237V238H181ZM202 239V238H201ZM178 240V241H177ZM181 240V241H180ZM150 242H152V243H154V240H149V241H144L143 239H141L139 242H138V248H137V251L139 250V249H141V250H143L144 252L146 251L145 250V248L144 247H140L141 245H146L147 243H150ZM182 242V243H181ZM69 244V243H68ZM121 245V246H120ZM109 253V252H108ZM174 255H175V257H174ZM194 257H193V254H190L189 256H188V258L186 259L187 260V263H190V262H192V263H190V264H200V262H195L196 261V258L195 259H193ZM202 258L203 257H199L198 259L201 261L202 260ZM211 258H213L214 259V262L213 263H215V264H220L221 262V264H223L224 262L218 257V256H211ZM208 259H210V257L208 258ZM208 259H207V261H208ZM192 260V261H191ZM220 260H221V262H220ZM207 261H206V263L205 264H207ZM202 262V261H201ZM122 264H126V261H124V262H121ZM202 264H203V262H202ZM226 264V263H225Z\"/></svg>","mask_w":264,"mask_h":264},{"label":"bare ground","instance_id":"6f19581e","mask_svg":"<svg viewBox=\"0 0 264 264\" xmlns=\"http://www.w3.org/2000/svg\"><path fill=\"white\" fill-rule=\"evenodd\" d=\"M27 1H28V0H27ZM33 1H34V0H33ZM35 1H36V0H35ZM66 1H67V0H66ZM66 1H65V2H66ZM178 1H179V0H178ZM178 1H177V2H178ZM184 1H186V0H184ZM184 1H182V2L184 3ZM197 1H199V0H197ZM208 1H209V0H208ZM223 1H224V0H223ZM229 1H230V0H229ZM233 1H234V0H233ZM255 1H256V0H255ZM255 1H254V2H255ZM12 2H13V1H12ZM18 2H19V1H18ZM25 2H26V0H25ZM71 2H72V0H71ZM71 2H70V3H71ZM182 2H181V3H182ZM213 2H214V1H213ZM226 2H227V1H226ZM238 2H239V1H238ZM242 2H245V0L242 1ZM252 2H253V1H252ZM23 3H24V2H23ZM30 3H31V2H30ZM42 3H43V2H42ZM67 3H68V1H67ZM80 3H81V2H80ZM220 3H221V2H220ZM229 3H230V2H229ZM179 4H180V3H179ZM184 4H187V3H184ZM192 4H193V3H192ZM249 4L251 5V3H249ZM253 4H254V3H253ZM253 4H252V5H253ZM15 5H16V4H15ZM17 5H18V4H17ZM176 5H177V4H176ZM190 5H191V4H190ZM236 5H237V4H236ZM250 5H249V6H250ZM252 5H251V6H252ZM8 6H9V5H8ZM18 6H19V5H18ZM43 6H44V5H43ZM171 6H172V5H171ZM188 6H189V5H188ZM9 7H11V6H9ZM9 7H8V8H9ZM86 7H87V5H86ZM182 7H183V6H182ZM195 7H196V6H195ZM214 7H215V6H214ZM256 7H257V6H256ZM256 7H255V8H256ZM22 8H23V7H22ZM34 8H35V7H34ZM52 8H53V7H52ZM62 8H63V7H62ZM64 8H65V7H64ZM170 8H171V7H170ZM170 8H169V9H170ZM188 8H189V7H188ZM188 8H187V9H188ZM255 8H254V9H255ZM89 9H90V8H89ZM192 9H193V6H192ZM247 9L249 10L250 8H247ZM257 9H258V8H256V10H257ZM14 10H15V9H14ZM47 10H48V9H47ZM184 10L186 11V9H184ZM194 10H196V8H194ZM194 10H193V11H194ZM207 10H208V9H207ZM214 10H215V9H214ZM216 10H218V9H216ZM219 10L221 11V9H219ZM242 10H243V9H242ZM256 10H255V11H256ZM23 11H24V10H23ZM59 11H60V10H59ZM59 11H58V12H59ZM239 11H240V10H239ZM243 11H245V10H243ZM259 11H260V10H259ZM39 12H40V11H39ZM51 12H52V10H51ZM211 12H215V11H211ZM236 12H237V11H236ZM247 12H248V11H247ZM1 13H2V12H1ZM40 13H41V12H40ZM40 13H38V15H39ZM52 13H53V12H52ZM184 13H185V12H184ZM205 13H206V12H205ZM208 13H209V15H210V12H209V11H208ZM216 13H217V11H216ZM216 13H215V14H216ZM252 13H253V12H252ZM252 13H251V14H252ZM7 14H8V13H7ZM10 14H11V13H10ZM23 14H24V13H23ZM46 14H48V13H46ZM58 14H59V13H58ZM171 14H172V13H171ZM228 14H229V12H228ZM238 14H239V13H238ZM241 14H242V13H241ZM249 14H250V13H249ZM4 15H5V14H4ZM14 15H15V14H14ZM51 15H52V14H51ZM82 15H83V14H82ZM204 15H205V14H204ZM209 15H208V16H209ZM211 15H212V14H211ZM233 15H236V14L234 13V14H232V16H233ZM188 16H189V15H188ZM202 16H203V15H202ZM206 16H207V15H206ZM215 16H216V15H215ZM244 16H245V15H244ZM244 16H243V18H244ZM248 16H249V15H248ZM9 17H10V16H9ZM193 17H195V16H193ZM193 17H192V18H193ZM211 17H212V16H211ZM224 17H225V16H224ZM224 17H223V18H224ZM13 18H14V17H13ZM31 18H32V17H31ZM50 18H52V17H50ZM181 18H182V17H181ZM188 18H189V17H188ZM188 18H187V19H188ZM192 18H191V19L189 18V20H193ZM198 18H199V17H198ZM213 18H214V17H213ZM213 18H212V19H213ZM218 18H219V17H218ZM233 18H235V17H233ZM44 19H45V18H44ZM57 19H58V18H57ZM210 19H211V18H210ZM214 19H215V18H214ZM229 19H232V17L229 18ZM235 19H236V18H235ZM256 19H257V18H256ZM2 20H3V19H2ZM26 20H27V19H26ZM45 20H46V19H45ZM53 20H54V19H53ZM85 20H86V19H85ZM85 20H84V21H85ZM207 20H208V19H207ZM222 20H224V19H222ZM222 20H221V21H222ZM38 21H39V20H38ZM40 21H41V20H40ZM66 21H67V20H66ZM204 21H205V19H204ZM204 21H203V22H204ZM219 21H220V20H219ZM253 21H254V20H253ZM0 22H1V21H0ZM35 22H37V21H35ZM71 22H72V21H71ZM75 22H76V21H75ZM191 22H192V21H191ZM200 22H201V21H200ZM200 22H198V23H200ZM235 22H236V20H235ZM257 22H258V21H257ZM64 23H65V21H64ZM196 23H197V21H196ZM198 23H197V25H198ZM237 23H239V22H237ZM240 23H241V22H240ZM240 23H239V24H240ZM258 23H259V22H258ZM29 24H30V22H29ZM34 24H35V23H34ZM36 24H37V23H36ZM43 24H44V23H43ZM82 24H84V23H82ZM192 24H193V23H192ZM217 24H218V23H217ZM239 24H238V25H239ZM243 24H244V23H243ZM60 25H61V24H60ZM77 25H78V24H77ZM186 25H187V24H186ZM211 25H212V23H211ZM214 25H216L215 21H214V24H213L212 26H214ZM221 25H222V24H221ZM257 25H258V24H257ZM259 25H260V23H259ZM31 26H32V25H31ZM33 26H34V25H33ZM44 26H45V25H44ZM72 26H74V24H72ZM84 26H85V25H84ZM187 26H188V25H187ZM236 26H237V25H236ZM260 26H261V25H260ZM18 27H19V26H18ZM27 27H28V26H27ZM48 27H49V26H48ZM63 27H64V26H63ZM222 27H223V26H222ZM45 28H46V26H45ZM45 28H44V30H45ZM188 28H189V27H188ZM195 28H196V27H195ZM232 28H233V25H232ZM15 29H16V28H15ZM20 29H21V28H19V31H20ZM24 29H25V28H24ZM67 29H68V28H67ZM74 29H75V28H74ZM209 29H210V28H209ZM248 29H249V28H248ZM48 30H50V29L48 28ZM68 30H69V29H68ZM80 30H81V29H80ZM80 30H78V31H80ZM211 30H212V29H211ZM256 30H257V27H256ZM258 30H259V29H258ZM13 31H14V30H13ZM22 31H23V29H22ZM29 32H30V31H29ZM31 32H32V31H31ZM45 32H46V31H45ZM49 32H50V31H49ZM49 32H48V33H49ZM176 32H177V31H176ZM259 32H260V31H259ZM9 33H10V32H9ZM142 33H143V32H142ZM147 33H148V32H147ZM177 33H178V32H177ZM186 33H187V32H186ZM226 33H227V32H226ZM241 33H242V31H241ZM245 33H246V32H245ZM11 34H12V33H11ZM18 34H19V33H18ZM20 34H21V32H20ZM133 34H134V32H133ZM169 34H170V33H169ZM175 34H176V33H175ZM187 34H188V33H187ZM187 34H184V35H187ZM190 34H191V33H190ZM199 34H200V32H199ZM238 34H239V33H238ZM257 34H258V33H257ZM261 34H262V33H261ZM48 35H49V34H48ZM134 35H135V34H134ZM134 35H133V36H134ZM197 35H198V34H197ZM200 35H202V34H200ZM24 36H25V35H24ZM24 36H22V37H24ZM26 36H27V35H26ZM45 36H46V35H45ZM50 36H52V35H50ZM50 36H49V37H50ZM77 36H78V35H77ZM137 36H138V35H137ZM148 36H150V34H149ZM153 36H154V35H153ZM181 36H182V35H181ZM187 36H188V35H187ZM189 36H190V35H189ZM263 36H264V35H263ZM134 37H135V36H134ZM163 37H164V36H163ZM237 37H238V36H237ZM241 37H242V36H241ZM3 38H4V37H3ZM25 38H26V37H25ZM63 38H64V36H63ZM70 38H71V37H70ZM145 38H146V36H145ZM185 38H187V37L185 36ZM219 38H220V37H219ZM233 38H234V37H233ZM254 38H255V37H254ZM50 39H51V38H50ZM156 39H157V38H156ZM164 39H165V38H164ZM183 39H184V37H183ZM192 39H193V37H192ZM244 39H245V38H244ZM26 40H27V39H26ZM41 40H42V39H41ZM135 40H136V39H135ZM140 40H141V39H140ZM152 40H154V39H152ZM201 40H202V39H201ZM231 40H232V39H231ZM233 40H234V39H233ZM240 40H241V39H240ZM3 41H4V40H3ZM47 41H48V40H47ZM50 41H51V40H50ZM75 41H76V40H75ZM121 41H122V40H121ZM124 41H125V40H124ZM130 41H132V40H130ZM137 41H138V40H137ZM143 41H144V40H143ZM157 41H158V40H157ZM191 41H192V40H191ZM40 42H41V41H40ZM52 42H53V41H52ZM52 42H51V44H52ZM55 42H56V41H55ZM81 42H82V41H80L78 44H80ZM132 42H133V41H132ZM139 42H140V41H139ZM145 42H146V41H145ZM152 42H153V41H152ZM159 42H160V41H159ZM169 42H170V44H169V46H170V45H171V41H169ZM186 42H187V41H186ZM210 42L212 43V41H210ZM238 42H239V41H238ZM19 43H21V42H19ZM28 43H29V42H28ZM73 43H74V42H73ZM76 43H77V42H76ZM88 43H89V41H88ZM88 43H87V44H88ZM123 43H124V42H123ZM123 43H122V44H123ZM156 43H158V42H156ZM240 43H242V42L240 41ZM53 44H54V43H53ZM81 44H82V43H81ZM126 44H127V43H126ZM128 44H129V43H128ZM136 44H138V43H136ZM152 44H153V43H152ZM182 44H183V43H182ZM230 44H231V43H230ZM54 45H55V44H54ZM68 45H70V43H69ZM74 45H76V44L74 43ZM83 45H86V44L83 43ZM89 45H90V44H89ZM184 45H185V44H184ZM184 45H183V46H184ZM238 45H239V44H238ZM243 45H244V43H243ZM15 46H16V45H15ZM15 46H14V47H15ZM19 46H20V45H19ZM19 46H18V47H19ZM33 46H34V45H33ZM76 46H77V45H76ZM87 46H88V45H87ZM126 46H128V45H126ZM126 46H125V47H126ZM134 46H135V45H134ZM142 46H144V45H142ZM171 46H172V48H173V45H171ZM224 46H225V45H224ZM239 46H240V45H239ZM9 47H10V46H9ZM45 47H46V46H45ZM48 47H49V46H48ZM56 47H57V46H56ZM56 47H55V48H56ZM81 47H82V46H81ZM115 47H116V46H115ZM125 47H124V48H125ZM130 47H131V46H130ZM136 47H137V45H136ZM144 47H145V46H144ZM144 47H143V48H144ZM146 47H147V46H146ZM148 47H149V46H148ZM157 47H158V46H157ZM177 47H178V46H177ZM237 47H238V46H237ZM11 48H12V47H11ZM16 48H17V46H16ZM50 48H51V47H50ZM50 48H49V49H50ZM59 48H60V47H59ZM72 48H73V46H72ZM74 48H75V47H74ZM128 48H129V47H128ZM172 48H171V49H172ZM228 48H229V47H228ZM17 49H19V48H17ZM22 49H23V48H22ZM64 49H65V48H64ZM104 49H105V48H104ZM110 49H113V48H110ZM133 49H134V48H133ZM139 49H140V48H139ZM183 49H184V48H183ZM196 49H197V48H196ZM231 49H232V48H231ZM12 50H13V49H12ZM53 50H54V48H53ZM53 50H52V51H53ZM71 50H72V49H71ZM71 50H70V51H71ZM105 50H106V49H105ZM114 50H115L114 52H116L117 49L115 48ZM119 50H120V49H119ZM123 50H124V49H123ZM136 50H137V49H136ZM136 50H135V51H136ZM155 50H156V49H155ZM176 50H177V49H176ZM220 50H221V49H220ZM234 50H235V49H234ZM241 50H242V49H241ZM21 51H22V50H21ZM24 51H25V50H24ZM24 51H23V52H24ZM54 51H55V50H54ZM63 51H64V50H63ZM65 51H66V50H65ZM68 51H69V48H68ZM85 51H86V50H85ZM90 51H91V50H90ZM90 51H89V52H90ZM107 51H108V49H107ZM126 51H128V50H126ZM129 51H131V50H129ZM143 51H144V50H143ZM146 51H147V50H146ZM150 51H151V50H150ZM152 51H153V50H152ZM152 51H151V53H152ZM177 51H178V50H177ZM225 51H226V49H225ZM227 51H228V50H227ZM4 52H5V51H4ZM8 52H10V51H8ZM18 52H19V51H18ZM45 52H46V51H45ZM60 52H62V51L60 50ZM60 52H58V53H60ZM133 52H134V51H133ZM136 52H138V51H136ZM168 52H169V51H168ZM174 52H175V51H174ZM184 52H185V51H184ZM219 52H220V51H219ZM229 52H230V50H229ZM47 53H48V52H47ZM47 53H46V54H47ZM64 53H65V52H64ZM68 53H69V52H68ZM73 53H74V52H73ZM117 53H118V52H117ZM138 53H139V52H138ZM156 53H157V52H156ZM192 53H193V52H192ZM227 53H228V52H227ZM2 54H3V53H2ZM27 54H29V53H27ZM31 54H32V53H31ZM77 54H78V53H77ZM80 54H81V53H80ZM83 54H85V53H83ZM92 54H94V53L92 52ZM118 54H119V53H118ZM130 54H131V53H130ZM146 54H148V52H146ZM146 54H145V55H146ZM158 54H159V53H158ZM162 54H163V53H162ZM179 54H180V53H179ZM220 54H221V53H220ZM3 55H4V54H3ZM7 55H8V54H7ZM20 55H21V54H20ZM32 55H34V54H32ZM42 55H43V54H42ZM71 55H72V54H71ZM71 55H70V56H71ZM95 55H96V54H95ZM98 55H99V54H98ZM98 55H97V56H98ZM100 55H101V54H100ZM120 55H121V54H120ZM139 55H140V54H139ZM142 55H143V54L141 53V56H142ZM145 55H144V56H145ZM149 55H150V54H149ZM151 55H152V54H151ZM189 55H190V54H189ZM225 55H226V54H225ZM229 55H230V54H229ZM229 55H228V56H229ZM27 56H29V55H27ZM45 56H46V55H45ZM57 56H60V55H57ZM103 56H104V55H103ZM109 56H110V55H109ZM127 56H128V55H127ZM147 56H148V55H147ZM158 56H160V54H159ZM176 56H177V55H176ZM176 56H175V57H176ZM185 56H186V55H185ZM222 56H223V55H222ZM226 56H227V55H226ZM32 57H33V56H32ZM63 57H64V56H63ZM104 57H105V56H104ZM111 57H112V56H111ZM114 57H115V56H114ZM129 57H130V56H129ZM138 57H139V56H138ZM142 57H143V56H142ZM155 57H156V56H155ZM167 57H168V56H167ZM169 57H170V55H169ZM183 57H184V56H183ZM30 58H31V57H30ZM33 58H35V57H33ZM33 58H31V59H33ZM42 58H43V57H42ZM49 58H50V57H48V59H49ZM52 58H53V57H52ZM106 58H107V57H106ZM147 58H148V57H147ZM147 58H146V59H147ZM150 58H152V57L150 56ZM156 58H157V57H156ZM161 58H162V57H161ZM185 58H186V57H185ZM199 58H200V57H199ZM213 58H214V57H213ZM26 59H27V58H26ZM48 59H46V60H48ZM61 59H62V58H61ZM84 59H85V58H84ZM98 59H100V58H98ZM119 59H120V58H119ZM119 59H118V61H119ZM22 60H23V59H22ZM34 60H35V59H34ZM51 60H52V59H51ZM67 60H68V59H67ZM105 60H106V59H105ZM110 60H111V59H110ZM121 60H122V59H121ZM127 60H128V59H127ZM148 60H149V59H148ZM153 60H154V59H153ZM162 60H163V59H162ZM176 60H177V59H176ZM176 60H175V61H176ZM180 60H181V59H180ZM190 60H192V59H190ZM206 60H207V59H206ZM14 61H15V60H14ZM28 61H29V60H28ZM52 61H53V60H52ZM73 61H74V60H73ZM118 61H116L115 63H117ZM130 61H132V60L130 59ZM146 61H147V60H146ZM151 61H152V59H151ZM181 61H183V60H181ZM202 61H203V60H202ZM226 61H227V60H226ZM258 61H260V60H258ZM5 62H8V61H5ZM12 62H13V60H12ZM30 62H32V61H30ZM44 62H45V60H44ZM74 62H75V61H74ZM90 62H91V61H90ZM95 62H96V61H95ZM123 62H125V61H123ZM140 62H141V61H140ZM140 62H138V64H139ZM149 62H150V61H149ZM154 62H155V61H154ZM154 62H151V63H154ZM162 62H166V61H162ZM171 62H172V61H171ZM229 62H230V61H229ZM37 63H38V62H37ZM55 63H56V62H55ZM72 63H73V62H72ZM78 63H80V62H78ZM81 63H82V62H81ZM81 63H80V64H81ZM136 63H137V61H136ZM146 63H147V62H146ZM167 63H168V62H167ZM172 63H173V62H172ZM214 63H215V62H214ZM260 63H261V62H260ZM56 64H58V63H56ZM105 64H106V62H105ZM132 64H133V63H132ZM147 64H148V63H147ZM204 64H205V63H204ZM223 64H225V62H223ZM229 64H230V63H229ZM32 65H35V64H32ZM61 65H62V64H61ZM65 65H66V64H65ZM73 65H75V63H74ZM110 65H111V64H110ZM121 65H122V64H121ZM121 65H120V66H121ZM140 65H141V64H140ZM149 65H150V64H149ZM169 65H170V64H169ZM183 65H184V64H183ZM225 65H226V64H225ZM232 65H233V64H232ZM235 65H236V64H235ZM16 66H17V65H16ZM30 66H31V64H30ZM45 66H46V65H45ZM48 66H49V65H48ZM71 66H72V65H71ZM136 66H138V65H136ZM150 66H151V65H150ZM176 66H178V65L176 64ZM254 66H255V65H254ZM260 66H261V65H260ZM4 67H5V66H4ZM33 67H34V66H33ZM41 67H43V66H41ZM54 67H55V66H54ZM74 67H75V66H74ZM74 67H73V68H74ZM99 67H101V66H99ZM110 67H111V66H110ZM121 67H122V66H121ZM138 67H139V66H138ZM145 67H146V65H145ZM152 67H153V66H152ZM152 67H151V68H152ZM156 67H157V66H156ZM164 67H165V66H164ZM212 67H213V66H212ZM219 67H220V65H219ZM219 67H218V68H219ZM233 67H234V66H233ZM233 67H232V68H233ZM258 67H259V66H258ZM261 67H262V66H261ZM7 68H8V67H7ZM29 68H30V70H31L32 66L29 67ZM38 68H39V67H38ZM38 68H37V69H38ZM63 68H64V67L62 66V69H63ZM92 68H93V67H92ZM106 68H107V67H106ZM154 68H155V66H154ZM158 68H159V67H158ZM172 68H173V67H172ZM220 68H221V67H220ZM23 69H24V68H23ZM23 69H22V70H23ZM32 69H33V68H32ZM34 69H35V68H34ZM37 69H35V70H37ZM108 69H109V68H108ZM142 69H143V67H142ZM166 69H167V68H166ZM166 69H165V70H166ZM237 69H238V67H237ZM263 69H264V68H263ZM1 70L3 71V69H1ZM14 70H15V69H14ZM38 70H39V69H38ZM45 70H46V69H45ZM49 70H50V69H49ZM74 70H75V68H74ZM113 70H115V69H113ZM118 70H119V69H118ZM140 70H141V68H140ZM145 70H146V69H145ZM158 70H160V68H159ZM163 70H164V69H163ZM169 70H170V68H169L167 71H169ZM182 70H183V69H182ZM220 70H221V69H220ZM238 70H239V69H238ZM152 71H153V70H152ZM152 71H151V72H152ZM155 71H157V69H156ZM261 71H262V70H261ZM3 72H4V71H3ZM10 72H11V71H10ZM24 72H25V71H24ZM24 72L22 71V73H24ZM41 72H42V70H41ZM51 72H52V71H51ZM51 72L49 71V73H51ZM139 72H140V71H139ZM143 72H144V71H143ZM143 72H142V74H143ZM146 72H148V71H146ZM162 72H163V71H162ZM47 73H48V72H47ZM67 73H68V72H67ZM152 73H153V72H152ZM20 74H21V72H20ZM38 74H39V73H38ZM40 74H41V73H40ZM54 74H55V73H54ZM8 75H9V74H8ZM26 75H27V74H26ZM28 75H29V74H28ZM30 75H31V74H30ZM42 75H43V74H42ZM65 75H66V74H65ZM69 75H70V74H69ZM138 75H139V74H138ZM151 75H152V74H151ZM211 75H212V74H211ZM53 76H54V75H53ZM140 76H141V75H140ZM147 76H149V75H147ZM152 76H153V75H152ZM34 77H35V76H34ZM38 77H40V76H38ZM43 77H44V76H43ZM50 77H51V76H50ZM154 77H155V75H154ZM1 78H2V77H1ZM13 78H14V77H13ZM53 78H54V77H53ZM57 78H58V76H57ZM135 78H136V77H135ZM138 78H140V77L138 76ZM142 78H143V77H142ZM142 78H141V79H142ZM19 79H20V78H19ZM22 79H23V78H22ZM24 79H25V78H24ZM29 79H30V78H29ZM211 79H212V78H211ZM125 80H126V79H125ZM155 80H156V79H155ZM207 80H208V79H207ZM209 80H210V79H209ZM212 80H213V79H212ZM5 81H6V80H5ZM35 81H36V79H35ZM49 81H50V80H49ZM54 81H56V80L54 79ZM32 82H33V81H32ZM46 82H47V81H46ZM51 82H52V81H51ZM59 82H60V80H59ZM157 82H158V81H157ZM204 82H205V81H204ZM206 82H207V81H206ZM37 83H38V81H37ZM41 83H42V82H41ZM49 83H50V82H49ZM139 83H140V82H139ZM9 84H10V83H9ZM16 84H17V83H16ZM136 84H137V83H136ZM201 84H202V83H201ZM35 85H36V84H35ZM40 85H41V84H40ZM231 85H232V84H231ZM55 86H56V84H55ZM202 86H203V85H202ZM212 86H213V85H212ZM212 86H210V87H212ZM118 87H119V86H118ZM134 87H135V86H134ZM137 87H138V86H137ZM219 88H220V87H219ZM2 89H3V88H2ZM51 89H52V88H51ZM115 89H116V88H115ZM122 89H123V88H122ZM199 89H200V88H199ZM201 89H202V88H201ZM212 89H213V88H212ZM216 89H217V88H216ZM216 89H215V90H216ZM221 89H222V88H221ZM260 89H261V86H260ZM21 90H23V89H21ZM109 90H110V89H109ZM142 90H143V89H142ZM195 90L197 91L198 89H195ZM207 90H208V89H207ZM209 90H210V89H209ZM257 90H258V89H257ZM26 91H27V90H26ZM129 91H130V90H129ZM137 91H139V90H137ZM140 91H141V89H140ZM238 91H239V90H238ZM260 91H261V90H260ZM29 92H30V91H29ZM126 92H128V91H126ZM132 92H135V91H132ZM158 92H159V91H158ZM193 92H194V91H193ZM197 92H198V91H197ZM204 92H205V90H204ZM249 92H250V91H249ZM258 92H259V91H258ZM31 93H32V92H31ZM213 93H214V92H213ZM220 93H221V92H220ZM233 93H234V92H233ZM251 93H252V92H251ZM253 93H254V92H253ZM0 94H1V93H0ZM110 94H111V92H110ZM123 94H124V92H123ZM125 94H126V93H125ZM129 94H131V91L129 92ZM145 94H146V93H145ZM147 94H148V93H147ZM187 94H188V92H187ZM200 94H201V93H200ZM11 95H12V94H11ZM11 95H10V96H11ZM120 95H121V94H120ZM120 95H119V96H120ZM139 95H140V94H139ZM155 95H156V94H155ZM198 95H199V94H198ZM207 96H208V95H207ZM218 96H219V95H218ZM229 96H230V95H229ZM249 96H251V95L249 94ZM261 96H262V95H261ZM121 97H122V96H121ZM125 97H126V96H125ZM145 97H146V96H145ZM145 97H144V98H145ZM190 97H191V96H190ZM209 97H210V96H209ZM226 97L229 98L228 96H226ZM230 97H231V96H230ZM252 97H253V96H252ZM122 98H123V97H122ZM204 98L207 99L206 96H205ZM213 98H214V97H213ZM248 98H249V97H248ZM5 99H6V98H5ZM58 99H59V98H58ZM153 99H154V98H153ZM190 99H191V98H190ZM202 99H203V96H202ZM215 99H217V98H215ZM215 99H214V100H215ZM250 99H252V98H250ZM136 100H137V99H136ZM145 100H146V99H145ZM184 100H185V99H184ZM199 100H200V99H199ZM203 100H204V99H203ZM257 100H258V99H257ZM133 101H134V100H133ZM156 101H157V100H156ZM181 101H182V100H181ZM196 101H197V100H195V102H196ZM258 101H259V100H258ZM160 102H161V101H160ZM187 102H189V101H187ZM197 102H198V101H197ZM214 102H216V101H214ZM49 103H50V102H49ZM51 103H53V102H51ZM146 103H147V102H146ZM158 103H159V102H158ZM163 103H164V102H163ZM182 103H183V102H182ZM193 103H194V102H193ZM219 103H220V102H219ZM128 104H129V103H128ZM141 104H142V103H141ZM153 104H154V103H153ZM183 104H184V103H183ZM189 104H190V103H189ZM217 104H218V103H217ZM217 104L215 105V104L213 103L214 106H217ZM228 104H230V102H229ZM235 104H236V103H235ZM235 104H234V105H235ZM24 105H25V104H24ZM48 105H50V104H48ZM138 105H139V104H138ZM148 105H149V104H148ZM155 105H156V104H155ZM168 105H169V104H168ZM208 105H209V104H208ZM210 105H211V104H210ZM17 106H18V104H17ZM20 106H22V105H20ZM25 106H27V105H25ZM29 106H30V105H29ZM60 106H61V104H60ZM134 106H135V105H134ZM170 106H171V105H170ZM178 106H179V105H178ZM184 106H185V105H184ZM222 106H223V105H222ZM45 107H46V105H45ZM50 107H51V106H50ZM50 107H49V108H50ZM211 107H213V106H211ZM230 107H231V106H230ZM15 108H16V107H15ZM27 108H28V107H27ZM32 108H33V107H32ZM43 108H44V107H43ZM167 108H168V107H167ZM183 108H184V107H183ZM185 108H186V107H185ZM189 108H190V107H189ZM194 108H195V107H194ZM205 108H206V107H205ZM216 108H218V107H216ZM220 108H221V110H223L221 106H220ZM253 108H254V107H253ZM257 108H258V106H257ZM261 108H262V106H261ZM8 109H10V108H8ZM13 109H14V108H13ZM17 109H18V108H17ZM50 109H51V108H50ZM132 109H133V108H132ZM157 109H158V108H157ZM163 109H164V108H163ZM163 109H162V110H163ZM180 109H181V108H180ZM251 109H252V108H251ZM262 109H263V108H262ZM23 110H24V109H23ZM45 110H46V109H45ZM45 110H44V111H45ZM192 110H193V108H192ZM205 110H206V109H205ZM207 110H208V109H207ZM209 110L212 111V109H209ZM217 110H218V112H219V109H217ZM221 110H220V111H221ZM228 110H229V109H228ZM235 110H236V109H235ZM249 110H250V109H249ZM252 110H253V109H252ZM21 111H22V110H21ZM26 111H27V110H26ZM33 111H36V109L33 110ZM41 111H42V109H41ZM49 111H50V110H49ZM88 111H90V110H88ZM91 111H92V110H91ZM91 111H90V112H91ZM164 111H165V109H164ZM169 111H170V110H169ZM175 111H176V109H175ZM184 111H185V110H183L182 112H184ZM187 111H188V113H190V111H189L188 109H187ZM238 111H239V110H238ZM37 112H38V111H37ZM45 112H46V111H45ZM52 112H53V111H52ZM85 112H86V111H85ZM157 112H158V111H157ZM204 112H205V111H204ZM228 112H229V111H228ZM239 112H240V111H239ZM18 113H19V112H18ZM23 113H24V112H23ZM30 113H31V112H30ZM34 113H36V112H34ZM91 113H92V112H91ZM174 113H175V112H174ZM185 113H186V111H185ZM194 113H195V112H194ZM208 113L210 114L211 112H208ZM216 113H217V112H216ZM231 113H233V112H231ZM231 113H230V114H231ZM237 113H238V112H237ZM5 114H6V113H5ZM11 114H12V112H11ZM37 114H39V113H37ZM88 114H90V113H88ZM170 114H171V113H170ZM186 114H187V113H186ZM205 114H206V116H207V112H205ZM228 114H229V113H228ZM239 114H240V113H239ZM24 115H25V114H24ZM26 115H27V114H26ZM34 115H35V114H34ZM53 115H55V113H54ZM137 115H138V114H137ZM142 115H143V114H142ZM168 115H169V114H168ZM182 115H184V114H182ZM233 115H234V114H233ZM9 116H10V115H9ZM16 116H17V115H16ZM21 116H22V114H21ZM81 116H82V115H81ZM81 116H80V117H81ZM138 116H139V115H138ZM146 116H147V115H146ZM180 116H181V115H179V117H180ZM204 116H205V115H204ZM206 116H205V117H206ZM208 116H210V115H208ZM221 116H222V115H221ZM228 116H229V115H228ZM228 116H227V117H228ZM260 116H261V115H260ZM24 117H25V116H24ZM26 117H27V116H26ZM45 117H46V116H45ZM47 117H48V116H47ZM60 117H61V116H60ZM70 117H71V116H70ZM159 117H160V116H159ZM164 117H166V116H164ZM164 117H163V119H164ZM196 117H197V116H196ZM214 117H215V116H214ZM214 117H213V118H214ZM217 117H218V116H217ZM235 117H236V116H235ZM237 117H238V114H237ZM28 118H29V117H28ZM39 118H40V117H39ZM156 118H157V117H156ZM170 118H171V117H170ZM177 118H178V117H177ZM187 118H188V117H187ZM189 118H190V117H189ZM206 118H207V117H206ZM223 118H224V119L226 118L225 115H224ZM228 118H229V117H228ZM228 118H227V119H228ZM242 118H243V117H242ZM244 118H245V117H244ZM262 118H263V116H262ZM34 119H35V118H34ZM51 119H52V117H51ZM76 119H77V118H76ZM144 119H145V118H144ZM196 119H197V118H196ZM196 119H195V120H196ZM208 119H209V118H208ZM210 119H211V118H210ZM21 120H23V119L21 118ZM65 120H66V119H65ZM185 120H187V119H185ZM198 120H199V119H198ZM200 120H202V119L200 118ZM212 120H213V119H212ZM244 120H245V119H244ZM35 121H36V120H35ZM66 121H67V120H66ZM78 121H79V120H78ZM139 121H140V120H139ZM159 121H160V120H159ZM161 121H162V120H161ZM180 121H181V120H180ZM183 121H184V120H183ZM190 121H191V120H190ZM214 121H215V120H214ZM223 121H224V120H223ZM223 121H221V122L223 123ZM236 121H237V119H236ZM236 121H235V122H236ZM4 122H5V119H4ZM80 122H81V120H80ZM141 122H142V121H141ZM171 122H172V120H171ZM185 122H186V121H185ZM196 122H197V121H196ZM206 122H208V121H206ZM209 122H210V121H209ZM219 122H220V121H219ZM241 122H242V121H241ZM250 122H251V121H250ZM261 122H262V121H261ZM12 123H14V122H12ZM21 123H22V122H21ZM39 123H40V122H39ZM153 123H154V122H153ZM222 123H221V124H222ZM247 123H248V122H247ZM17 124H18V123H17ZM26 124H27V122H26ZM30 124H31V123H30ZM159 124H160V123H159ZM162 124H163V123H162ZM166 124H167V123H166ZM206 124H207V123H206ZM212 124H213V123H212ZM224 124H226V123H224ZM234 124H235V123H234ZM234 124H233V125H234ZM260 124H261V123H260ZM47 125H48V124H47ZM193 125H194V124H193ZM196 125H197V124H196ZM200 125H201V124H200ZM208 125H209V124H208ZM217 125H218V123H217ZM250 125H251V124H250ZM258 125H259V124H258ZM20 126H21V125H20ZM214 126H215V125H214ZM223 126H224V125H223ZM226 126H227V124H226ZM239 126H240V125H239ZM254 126H255V125H254ZM11 127H12V126H11ZM23 127H24V126H23ZM40 127H41V126H40ZM51 127H52V126H51ZM154 127H155V126H154ZM158 127H159V125H158ZM160 127H161V126H160ZM193 127H195V126H193ZM198 127H199V125H198ZM202 127H204V126H202ZM211 127H212V126H211ZM219 127H220V124H219ZM251 127H252V126H251ZM8 128H9V127H8ZM20 128H21V127H20ZM204 128H205V127H204ZM220 128H221V127H220ZM229 128H230V127H229ZM232 128H233V126L231 127V129H232ZM254 128H255V127H254ZM258 128H260V127H258ZM3 129H4V128H3ZM44 129H45V128H44ZM195 129H197V128H195ZM208 129H209V128H208ZM212 129H213V127H212ZM215 129H216V128H215ZM9 130H10V129H9ZM24 130H25V129H24ZM105 130H106V129H105ZM204 130H205V129H204ZM210 130H211V129H210ZM240 130H241V129H240ZM261 130H263V129H261ZM6 131H7V130H6ZM6 131H4V132H6ZM11 131H12V130H11ZM106 131H108V130H106ZM202 131H203V130H202ZM211 131H212V130H211ZM225 131H226V130H225ZM256 131H257V130H255V133H256ZM47 132H49V130H48ZM102 132H103L104 135H105V132H104V131H102ZM203 132H204V131H203ZM205 132H208V131H207V128H206ZM205 132H204V133H205ZM212 132H213V131H212ZM217 132H218V131H217ZM217 132H216V133H217ZM222 132H223V130H222ZM229 132H230V131H229ZM259 132H260V131H259ZM261 132H262V131H261ZM24 133H25V132H24ZM28 133H29V132H28ZM41 133H42V132H41ZM44 133H45V132H44ZM7 134H8V133H7ZM7 134H6V135H7ZM51 134H52V133H51ZM55 134H56V133H55ZM71 134H72V133H71ZM71 134H70V135H71ZM207 134H208V133H206V136H207ZM225 134H226V133H225ZM3 135H4V133H3ZM26 135H27V134H26ZM29 135H30V133H29ZM34 135H35V134H34ZM56 135H57V134H56ZM73 135H74V133H73ZM95 135H96V134H95ZM209 135H210V134H209ZM215 135H216V134H215ZM229 135H230V133H229ZM229 135H228V136H229ZM235 135H236V134H235ZM46 136H47V134H46ZM58 136H59V135H58ZM75 136H76V135H75ZM98 136H99V135H98ZM224 136H225V135H224ZM226 136H227V135H226ZM22 137H23V136H22ZM22 137H21V138H22ZM35 137H36V136H35ZM54 137H55V136H54ZM203 137H205V136H203ZM203 137H201V138H203ZM236 137H237V136H236ZM257 137H258V136H257ZM12 138H13V137H12ZM38 138H39V137H38ZM44 138H45V137H44ZM70 138H71V137H70ZM102 138H103V137H102ZM102 138H101V139H102ZM207 138L210 139V137H208V136H207ZM207 138H206V140H207ZM224 138H225V137H224ZM224 138H223V139H224ZM232 138H233V136H232ZM238 138H239V137H238ZM23 139H24V138H23ZM25 139H26V138H25ZM33 139H34V138H33ZM46 139H47V138H46ZM51 139H53V138H51ZM54 139H55V138H54ZM30 140H31V139H30ZM48 140H49V136H48ZM55 140H56V139H55ZM65 140H66V139H65ZM74 140H75V139H74ZM225 140H226V139H225ZM231 140H232V139H231ZM26 141H27V140H26ZM43 141H44V140H43ZM70 141H72V140H70ZM70 141H69V142H70ZM202 141H203V140H202ZM232 141H233V140H232ZM234 141H235V140H234ZM258 141H259V140H258ZM27 142H28V141H27ZM31 142H32V140H31ZM38 142H39V141H38ZM38 142H37V143H38ZM49 142H50V141H49ZM52 142H53V140H52ZM60 142H61V141H60ZM66 142H67V140H66ZM81 142H82V141H81ZM206 142H207V141H206ZM222 142H223V141H222ZM226 142H227V141H226ZM226 142H225V143H226ZM33 143H34V142H33ZM41 143H42V142H41ZM47 143H48V142H47ZM163 143H164V142H163ZM173 143H174V142H173ZM208 143H210V142H208ZM228 143H229V142H228ZM29 144H30V143H29ZM48 144H49V143H48ZM56 144H57V143H56ZM68 144H69V143H68ZM70 144H71V143H70ZM70 144H69V145H70ZM74 144H75V143H74ZM100 144H101V143H100ZM201 144H202V143H201ZM251 144H252V143H251ZM259 144H260V146H261V143H259ZM45 145H46V144H45ZM45 145H44V146H45ZM69 145H68V146H69ZM79 145H80V144H79ZM161 145H162V143H161ZM175 145H176V144H175ZM226 145H228V144H226ZM47 146H49V145H47ZM58 146H59V145H58ZM61 146H62V145H61ZM185 146H186V145H185ZM189 146H190V145H189ZM205 146H206V145H205ZM254 146H255V145H254ZM25 147H26V146H25ZM41 147H42V146H41ZM72 147H74V146H72ZM83 147H84V146H83ZM99 147H100V145H99ZM157 147H158V146H157ZM171 147H173V146L171 145ZM224 147H225V146H224ZM224 147H223V148H224ZM255 147H256V146H255ZM262 147H263V146H262ZM26 148H27V147H26ZM54 148H55V147H54ZM66 148H68V147H66ZM69 148H70V146H69ZM191 148H192V147H191ZM200 148H201V146H200ZM258 148H259V147H258ZM42 149H43V148H42ZM72 149H73V148H72ZM78 149H80V148H78ZM87 149H88V148H87ZM194 149H195V148H194ZM43 150H44V149H43ZM49 150H50V149H49ZM52 150H53V149H51V152H52ZM56 150H57V149H56ZM59 150H60V149H59ZM73 150H74V149H73ZM73 150H72V151H73ZM197 150H198V149H197ZM255 150H256V148H255ZM60 151H61V150H60ZM60 151H59V152H60ZM74 151H75V150H74ZM86 151H87V150H86ZM86 151H85V153H84V156H85V154H86ZM190 151H191V150H190ZM46 152H48V150H46ZM59 152H58V153H59ZM67 152H68V151H67ZM80 152H81V151H80ZM82 152H83V151H82ZM165 152H166V151H165ZM201 152H202V151H201ZM203 152H204V151H203ZM203 152H202V153H203ZM220 152H221V149H220ZM44 153H45V152H44ZM48 153H49V152H48ZM184 153H185V152H183V154H184ZM204 153H205V152H204ZM232 153H233V152H232ZM46 154H47V153H46ZM52 154H53V153H52ZM73 154H74V153H73ZM79 154H80V153H79ZM173 154H174V153H173ZM173 154H172V155H173ZM188 154H189V153H188ZM226 154H227V153H226ZM44 155H45V154H44ZM49 155H50V153H49ZM59 155L61 156V154H59ZM59 155H58V156H59ZM62 155H63V153H62ZM87 155H90V154H87ZM165 155H166V154H165ZM233 155H234V154H233ZM45 156H46V155H45ZM60 156H59V158H61ZM68 156H69V155H68ZM72 156H73V155H72ZM74 156H75V155H74ZM166 156H168V155H166ZM175 156H176V155H175ZM180 156H181V155H180ZM184 156H185V155H184ZM224 156H225V155H224ZM53 157H54V156H53ZM56 157H57V156H56ZM62 157H63V156H62ZM85 157H86V156H85ZM88 157H89V156H88ZM186 157H188V155H187ZM193 157H194V154H193ZM204 157H205V155H204ZM226 157H227V156H226ZM23 158H24V157H23ZM50 158H51V157H50ZM57 158H58V157H57ZM81 158H82V157H81ZM90 158H91V157H90ZM100 158H101V157H100ZM156 158H157V157H156ZM171 158H172V157H171ZM46 159H47V158H46ZM53 159H54V158H53ZM63 159H64V158H63ZM78 159H79V158H78ZM205 159H206V157H205ZM229 159H230V158H229ZM25 160H27V159H25ZM50 160H51V159H50ZM50 160H49V161H50ZM58 160H60V159H58ZM101 160H102V159H101ZM157 160H158V159H157ZM183 160H184V159H183ZM191 160H193V159H191ZM232 160H233V159H232ZM42 161H43V160H42ZM45 161H46V160H45ZM77 161H79V160H77ZM160 161H161V160H160ZM160 161H159V162H160ZM177 161H178V160H177ZM203 161H204V160H203ZM43 162H44V161H43ZM46 162H47V161H46ZM68 162H69V161H68ZM93 162H94V161H93ZM96 162H97V161H96ZM191 162H193V161H191ZM200 162H201V161H200ZM200 162H199V163H200ZM243 162H244V161H243ZM262 162H263V161H262ZM27 163H28V162H27ZM79 163H80V161H79ZM83 163H84V162H83ZM88 163H89V162H88ZM168 163H169V162H168ZM194 163H196V162H194ZM199 163H198L197 167H199ZM238 163H239V162H238ZM244 163H245V162H244ZM16 164H17V163H16ZM54 164H56V162H55ZM92 164H93V163H92ZM96 164H97V163H96ZM98 164H99V163H98ZM166 164H167V163H166ZM228 164H229V163H228ZM22 165H23V164H22ZM28 165H30V164H28ZM47 165H48V164H47ZM49 165H50V164H49ZM109 165H111V164H109ZM150 165H151V164H150ZM153 165H154V164H153ZM225 165H226V164H225ZM229 165H230V164H229ZM229 165H228V166H229ZM242 165H243V164H242ZM252 165H253V164H252ZM254 165L256 166V164H254ZM25 166H27V165H25ZM95 166H97V165H95ZM148 166H149V165H148ZM167 166H168V165H167ZM203 166H204V165H203ZM206 166H207V165H206ZM230 166H232V165H230ZM236 166H237V165H236ZM240 166H241V165H240ZM259 166H260V165H259ZM157 167H158V166H157ZM157 167H156V168H157ZM256 167H257V166H256ZM22 168H24V167L22 166ZM46 168H47V167H46ZM52 168H53V167H52ZM55 168H57V167H55ZM109 168H110V167H109ZM229 168H230V167H229ZM44 169H45V168H44ZM57 169H58V168H57ZM93 169H94V168H93ZM110 169H111V168H110ZM231 169H232V168H231ZM51 170H53V169H51ZM51 170H50V171H51ZM61 170H62V169H61ZM66 170H67V169H66ZM89 170H90V169H89ZM94 170H95V169H94ZM111 170H112V169H111ZM203 170H204V169H203ZM249 170H250V167H249ZM44 171H45V170H44ZM56 171H57V170H56ZM152 171H153V170H152ZM228 171H229V170H228ZM51 172H52V171H51ZM54 172H55V171H54ZM54 172H53V173H54ZM105 172H106V171H105ZM200 172H201V171H200ZM229 172H230V171H229ZM233 172H234V170H233ZM248 172H249V171H248ZM65 173H66V172H65ZM156 173H157V172H156ZM51 174H52V173H51ZM67 174H68V173H67ZM67 174H66V175H67ZM84 174H85V173H84ZM92 174H93V173H92ZM94 174H95V173H94ZM102 174H103V173H102ZM195 174H196V172H195ZM229 174H230V173H229ZM63 175H65V174H63ZM66 175H65V176H66ZM68 175H69V174H68ZM80 175H81V174H80ZM100 175H101V174H100ZM150 175H151V174H150ZM157 175H159V174H157ZM259 175H260V174H259ZM65 176H64V177H65ZM83 176H84V175H82V176H80V177H83ZM92 176H93V175H92ZM108 176H109V175H108ZM44 177H45V175H44ZM48 177H49V176H48ZM75 177H77V176H75ZM85 177H86V176H85ZM93 177H94V176H93ZM111 177H112V176H111ZM242 177H243V176H242ZM246 177H247V176H246ZM45 178H46V177H45ZM49 178H52V177H49ZM65 178H66V177H65ZM95 178H96V177H95ZM97 178H98V177H97ZM238 178H239V177H238ZM47 179H48V178H47ZM53 179H54V177L52 178V181H53ZM77 179H78V177H77ZM56 180H57V179H56ZM61 180H62V179H61ZM74 180H75V178H74ZM82 180H83V179H82ZM242 180H243V179H242ZM42 181H43V179H42ZM58 181H59V180H58ZM63 181H64V180H63ZM84 181H85V179H84ZM103 181H104V180H103ZM245 181H246V180H245ZM43 182H44V181H43ZM50 182H51V181H50ZM60 182H61V181H60ZM64 182H65V181H64ZM64 182H63V183H64ZM74 182H76V181H74ZM99 182H100V181H99ZM243 182H244V181H243ZM251 182H252V181H251ZM253 182H254V181H253ZM54 183H55V182H54ZM205 183H206V182H205ZM249 183H250V182H249ZM44 184H45V183H44ZM51 184H52V183H51ZM55 184H56V183H55ZM93 184H94V183H93ZM107 184H108V183H107ZM194 184H196V183H194ZM252 184H253V183H252ZM49 185H50V183H49ZM49 185H48V186H49ZM79 185H80V184H79ZM104 185H105V184H104ZM153 185H154V184H153ZM155 185H157V184H155ZM155 185H154V188L156 189L157 187H155ZM81 186H82V185H81ZM91 186H92V184H91ZM105 186H106V185H105ZM161 186H162V185H161ZM250 186H251V184H250ZM254 186H255V185H254ZM49 187H50V186H49ZM70 187H71V186H70ZM72 187H73V186H72ZM93 187H95V185H94ZM109 187H110V186H109ZM95 188H96V187H95ZM199 188H200V187H199ZM48 189H49V188H48ZM51 189L54 190L53 188H51ZM74 189H75V188H74ZM85 189H86V188H85ZM92 189H93V188H92ZM149 189H150V188H149ZM155 189H154V190H155ZM248 189H249V188H248ZM255 189H256V188H255ZM89 190H90V189H89ZM93 190H94V189H93ZM193 190H195V189L193 188ZM193 190H192V191H193ZM252 190H253V189H252ZM258 190H259V189H258ZM262 190H264V189H262ZM90 191H91V190H90ZM95 191H96V190H95ZM196 191H197V189L195 190V192H196ZM248 191H249V190H248ZM45 192H46V191H45ZM51 192H52V191H51ZM88 192H89V191H88ZM96 192H97V191H96ZM53 193H54V191H53ZM250 193H252V192H250ZM259 193H261V192H259ZM259 193H258V194H259ZM91 194H93V193H91ZM193 194H194V193H193ZM193 194H192V195H193ZM198 194H199V193H198ZM96 195H97V194H96ZM252 195H253V193H252ZM193 196H194V195H193ZM197 196H198V195H196V197H197ZM199 196H200V194H199ZM201 196H202V195H201ZM258 196H259V195H258ZM258 196H257V198H258ZM72 197H73V196H72ZM253 197H255V196H253ZM190 198H191V197H190ZM208 198H209V197H208ZM257 198H256V199H257ZM262 198H264V197H262ZM259 199H260V198H259ZM56 200H57V199H56ZM66 200H67V199H66ZM63 201H64V199H63ZM63 201H62V203H63ZM82 201H83V200H82ZM64 202H65V201H64ZM209 202H210V201H209ZM257 202H258V199H257L256 203H257ZM188 203H189V202H188ZM191 203H192V202H191ZM259 203H260V202H259ZM258 205L260 206V204H258ZM256 207H257L258 209H260V207H258V206H256ZM258 209H257V210H258ZM260 210H261V209H260ZM214 211H215V210H214ZM5 214H6V213H5ZM5 214H4V215H5ZM210 215H211V214H210ZM256 219H257V218H256ZM68 220H69V219H68ZM68 222H69V221H68ZM71 222H73L72 219H71ZM74 224H75V223H74ZM77 225H78V224H77ZM230 225H231V223H230ZM46 226H47V225H46ZM200 227H201V226H200ZM1 228H2V227H1ZM202 228H203V227H202ZM180 229H181V228H180ZM54 230H55V229H54ZM54 230H53V231H54ZM68 230H70V229H68ZM73 230H74V229H73ZM5 231H6V230H5ZM70 231H71V230H70ZM83 231H84V230H83ZM3 232H4V230H3ZM11 232H12V231H11ZM185 232H186V231H185ZM194 233H195V232H194ZM38 234H39V233H38ZM55 234H56V233H55ZM196 234H197V232H196ZM11 235H14V234H11ZM89 235H90V234H89ZM14 236H15V235H14ZM54 236H55V235H54ZM68 236H69V235H68ZM112 236H113V235H112ZM15 237H16V236H15ZM48 237H49V236H48ZM1 238H2V237H1ZM16 238H17V237H16ZM36 238H37V237H36ZM92 238H93V237H92ZM181 238H182V237H181ZM102 239H103V238H102ZM106 239H107V238H106ZM189 239H190V237H189ZM202 239H203V238H202ZM9 240H10V239H9ZM37 240H38V239H37ZM37 240H36V241H37ZM39 240H40V239H39ZM45 240H46V239H45ZM14 241H15V240H14ZM17 241H18V240H17ZM34 241H35V240H34ZM177 241H178V240H177ZM180 241H181V240H180ZM189 241H190V240H189ZM218 241H219V240H218ZM220 241H221V240H220ZM12 242H13V241H12ZM37 242H38V241H37ZM181 243H182V242H181ZM46 244H47V243H46ZM221 244H222V243H221ZM16 245H18V244H16ZM35 245H36V244H35ZM38 245H39V243H38ZM115 245H116V244H115ZM181 245H183V244H181ZM97 246H98V244H97ZM120 246H121V245H120ZM201 246H202V245H201ZM215 246H216V245H215ZM38 247H39V246H38ZM99 247H100V245H99ZM103 247H104V246H103ZM183 247H184V246H183ZM194 247H195V246H194ZM197 247H198V246H197ZM36 248H37V247H36ZM45 248H46V247H45ZM195 249H196V248H195ZM197 249H198V248H197ZM12 250H15V249H12ZM10 251H11V250H10ZM196 251H197V250H196ZM196 251H195V252H196ZM57 252H58V251H57ZM189 252H190V251H189ZM227 252H228V251H226V253H227ZM49 253H51V252H49ZM55 253H56V252H55ZM198 253H199V252H198ZM226 253H225V254H226ZM3 254H4V253H3ZM5 254H6V253H5ZM5 254H4V255H5ZM31 254H32V253H31ZM36 254H37V253H36ZM40 254H41V253H40ZM101 254H102V253H101ZM211 254H212V253H211ZM29 255H30V254H29ZM112 255H113V254H112ZM25 256H26V255H25ZM33 256H34V255H33ZM35 256H38V255H35ZM43 256H44V255H43ZM92 256H93V255H92ZM96 256H97V255H96ZM113 256H114V255H113ZM194 256H195V255H194ZM194 256H193V257H194ZM0 257H2V256H0ZM5 257H6V256H5ZM39 257H41V256H39ZM90 257H91V256H90ZM99 257H100V256H99ZM174 257H175V255H174ZM226 257H227V255H226ZM3 258H4V257H3ZM29 258H30V256H29ZM44 258H45V257H44ZM63 258H64V257H63ZM80 258H81V257H80ZM94 258H95V257H94ZM101 258H102V257H101ZM108 258H109V257H108ZM49 259H50V258H49ZM117 259H118V258H117ZM129 259H130V258H129ZM194 259H195V258H194ZM196 259H197V258H196ZM31 260H32V259H31ZM38 260H39V258H38ZM92 260H93V259H92ZM94 260H95V259H94ZM226 260H227V259H226ZM6 261H7V259H6ZM8 261H9V260H8ZM19 261H20V260H19ZM41 261H42V259H41ZM50 261H51V260H50ZM83 261H84V260H83ZM129 261H130V260H129ZM191 261H192V260H191ZM4 262H5V261H4ZM17 262H18V260H17ZM24 262H25V261H24ZM35 262H36V261H35ZM35 262H34V263H35ZM76 262H77V261H76ZM85 262H86V261H85ZM88 262H89V261H88ZM8 263H9V262H8ZM12 263H13V262H12ZM14 263H15V262H14ZM94 263H95V262H94ZM221 263H222V262H221ZM35 264H36V263H35ZM38 264H39V263H38ZM77 264H78V262H77ZM91 264H93V263H91Z\"/></svg>","mask_w":264,"mask_h":264},{"label":"water","instance_id":"95a60500","mask_svg":"<svg viewBox=\"0 0 264 264\" xmlns=\"http://www.w3.org/2000/svg\"><path fill=\"white\" fill-rule=\"evenodd\" d=\"M160 7V6H159ZM21 8V7H20ZM155 9H157V8H154V9H150L147 13H145V16H144V19H145V17L147 16V15H149L153 10H155ZM21 19H22V13H20L19 14V16L18 17H16L15 18V20H17L18 21V23L21 21ZM143 19V20H144ZM11 20H13V19H7V20H5V21H3V22H1L0 23V25H3L4 23H8V22H10ZM143 20H141V22L139 23V24H136V25H134L132 28H128V29H125V33L128 31V30H131V29H133V28H136V27H138L142 22H143ZM17 23V24H18ZM16 24V25H17ZM16 25L13 27V28H15L16 27ZM12 28V29H13ZM12 29H8V30H5V32H8V31H10V30H12ZM125 33H124V35H125ZM2 33H0V35H1ZM123 38V36L120 38V39H122ZM119 39V40H120ZM119 40H117V42L119 41ZM97 42H101V43H105V44H107V45H110V44H108L106 41H97ZM188 69H192V70H194V71H198V70H200V69H202V68H187V69H185V70H181L180 72H185V71H187ZM206 78V77H205ZM203 81V80H202ZM202 81H200L199 82V84L202 82ZM198 85V84H197ZM189 89H192V88H189ZM117 128H114V129H112L110 132H114L115 130H116ZM108 135V134H107ZM107 135H106V137H107ZM102 150H103V144H102ZM104 154V153H103ZM110 162H119V163H121L122 164V166H123V168H124V164H123V162L122 161H110ZM141 176H142V168H141ZM131 187V184H130V186H129V188ZM163 187V186H162ZM162 187H160V188H162ZM127 193V192H126ZM125 207L127 208V195H126V204H125ZM177 211V210H176ZM146 221V220H145ZM144 223V221H142L141 222V227H142V224ZM173 223H174V221H173ZM169 233H170V231H169ZM168 233V234H169ZM167 234V235H168ZM166 235V236H167ZM151 239V238H150ZM121 241H122V237H121ZM259 243V242H258ZM167 249H168V247H167ZM246 253V252H245ZM213 260L214 259H210L209 261H212L213 262ZM208 264V263H207Z\"/></svg>","mask_w":264,"mask_h":264}]
</instances>
